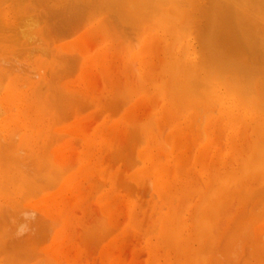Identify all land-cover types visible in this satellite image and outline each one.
I'll use <instances>...</instances> for the list:
<instances>
[{
	"label": "rangeland",
	"instance_id": "obj_1",
	"mask_svg": "<svg viewBox=\"0 0 264 264\" xmlns=\"http://www.w3.org/2000/svg\"><path fill=\"white\" fill-rule=\"evenodd\" d=\"M8 1V2H7ZM11 2L12 1H16V4H14L13 5V3H15V2H9V0H6V2H5V0L3 1V0H0V6L1 5H3V6H1L2 8H4V9H6V11L7 12H9V19L12 21V18H10V16L11 17H13V19H15L14 20V24L16 25L17 23V26H19V27H17V26H15L13 23V25H11V26H15V28H10L11 30H9V32L6 34H4L5 36V39H3V40H6L7 39V36H8V40H6V41H8L7 43H1L0 44V53H4L5 51V53H7V54H5V55H8V56H5L6 58H7V62H6V60H5V57H3V60L5 61H2V58H0L1 60H0V62L2 61V62H4V64L3 65H6V67H7V69H6V71L8 72H6V74L7 75H9V76H11V77H7L5 74L3 75V71L5 70V69H3L5 66H3V65H1L2 64V62L0 63V70L2 71H0V94H2V93H4V91H6V90H8V88L10 87V89L11 88H14L15 87V89H17L16 91H18V92H20V91H22V90H26L29 86H34V87H36V85H38L39 87H41L42 88V91L40 90L39 91V89H38V86L36 87V90H35V92H37L36 94L34 93V94H32L30 91H28V93H26L25 94V96H27V100H24L23 102H22V106H21V109H20V113L21 112H24V113H26V114H24V113H22V114H20L19 116H21L22 115V117H23V119H26V120H24L27 124H28V126L31 128V131L32 132H30V134L28 133V135H27V133H26V136H25V139H27V140H30V144H32L33 143V141H32V143H31V137L32 136H34V135H39V133L41 132V131H43L45 128H49V125H51L52 127H50L49 129H51L52 130V132L51 133H49L48 131H46V129H45V131L44 132H42L41 134H46V136L48 135V133H49V135L50 136H47L48 138H46L45 137V135L43 136V135H40V137H42L41 139H42V143L44 144H42L41 143V140H40V138L38 139V140H40V142L39 143H41V145H43L44 147H46L47 149H45L43 146H39L40 148L42 147V148H44V151L41 149L40 151H42L43 153H46L45 151L46 150H48V148H49V150H50V152L49 153H46V155L47 154H49V155H51V154H53V156L52 157H54L53 158V160H54V162L51 160L50 161V163L51 162H53V164H54V166H55V169H56V165H57V163L61 166H58L57 165V168H62V170H58V172H57V170H55L54 169V167H52V166H50L48 163H47V165H49V166H47V167H49V168H43V169H39L40 168V166H41V161L42 162H44L45 160H42L41 158H38V152H35V150L34 149H40V148H38V145H37V147L34 145V147H33V149H30L31 147H29V148H27L25 151H23L22 152V154L23 155H21L20 156V154L19 155H16L15 157H14V159H15V161H14V159H13V161H14V167H16L17 166V161H18V165H20L19 167H16L17 169H15L13 172H17L18 174H20V176H22L23 175V180H20V181H24V182H29V183H25L24 184V182H22L21 184H20V182L18 183L17 181H16V178L15 177H12L13 179H14V182L13 181H11V182H13V183H16V185H14L13 183H10L9 182V179L11 180V178H9L10 177V175H13V173H11V174H8V176L9 177H5L6 178V180L7 181H5V182H3V180L5 179H2L1 180V178H3V176H5V175H2L1 176V178H0V186L2 187V188H4L3 190H5V187H7L8 189H6L7 191H8V193H10V194H8L7 192H5V191H3V190H0V217H3L2 219L0 218V264H14V263H16V264H53V263H56V264H60V263H63V264H180V262H182V261H184L183 262V264L185 263V264H188L189 263V261H190V259L193 257L192 256V254H194V250L193 249H195V250H197L198 251V249L199 248H197V245L198 246H201V245H199L200 243H202V241L204 240V238H206V236L203 238V236L201 235V238H203V240L199 237L198 238V240L200 239L201 241H198V242H200L199 244H196V237H197V234L198 233H195V228H196V230L198 229V225H197V221L196 220H194V221H196L195 222V226H194V223H191L192 222V220L191 219H193L192 217H194L193 215H195V219L197 218L196 216H200V218L202 217L201 216V214H202V212H205L204 211V209H202V207L200 206V204L202 205V203H200L201 202V200H202V202L204 203V199H203V197H202V194L203 195H205V196H207V193H209V192H212V191H209V190H211L210 188H212L213 189V186L215 185V187H216V184H214V185H212L211 183H212V179H213V174H215V175H217L216 173H220V172H222L223 171V168L222 169H220V166L218 165V164H220V165H222V164H226V166H234V165H232L233 163V159H234V157L233 156H237V154H235L236 152H239L238 154H239V156L241 155L242 156V158H245L244 156H246V151L247 152H249L248 150H250L249 148H251V146H250V144H255V142H253L254 140H256V142H258V139L260 138V136L262 135V134H260V132H259V134L260 135H258L257 136V134L258 133H256V132H254V133H256V134H253L252 132H247V133H249L250 135H251V137L252 138H254L253 136H255L256 137V139L254 138V140L252 141V142H248L250 139H252V138H249V136L250 135H248L247 134V136H248V139H247V136H246V127H243L242 128V133H241V137H243L244 135H245V138H241L240 137V135L238 136V138L236 137V141H235V143H237L238 144V142L240 143V144H235V143H233V144H235L234 146L232 145V143L231 142H229V138H228V135H229V131L227 130H225V129H223V126H224V123L225 122H223L224 120H226V118H224L223 116H225V115H222V116H220L218 113H216V114H214V115H212L213 113H214V109H215V107L213 108V110L214 111H212V108L210 109L211 111H208V109L210 108V106H208L207 107V110L206 111H208V112H212V118L210 117V114L208 113H206V112H204V116H203V114H202V109L200 108V110H199V113H200V111H201V114H200V117H201V115H202V117H201V119H203V123H201L202 122V120H201V122H200V120H199V118H198V115H199V113H195V112H198V110H194L197 106H199L198 104H200V103H193V104H191V105H193V108L191 107V105L190 104H188V105H190V106H188V105H186L187 103H189L188 102V100H187V103H186V100L184 99V102L186 103H183V100H182V98H181V102H179L178 100L177 101H172V100H175V97L173 98V96H176L177 97V95H174V94H176V92L174 93V90L176 91L178 88L177 87H173L172 86V84H170L168 81H166L167 80V75H166V71L164 70L163 72L165 73L164 75H165V79H163L164 80V88L163 87H159L158 86V88H157V85L159 84L160 86H162V84L163 83H158V81H156V80H161V78H163L162 77V75H161V73L163 74V72H161L162 70L161 69H166L167 67L165 66V63H164V68H161V67H163L162 65H163V62H166V60L168 59L167 57H172V53H171V49L172 50H175V51H177V47L174 49V47H173V43L171 42V40H170V42H163V41H161V43L162 44H160V42L158 43V41H160V40H162L161 39V37H160V40H159V35L158 36H156L155 37V35L154 34H151V35H148L147 33L146 34H144L145 32L144 31H140L139 33L137 32V30H136V27H135V29L134 30H136L135 32H136V34H138L136 37H138V38H136V40H138L137 42H136V40H135V38L133 37L132 38V35H129L128 33L130 32V33H133V32H131V31H129L128 32V30L126 31V30H124V32L123 31H121V29L119 30V32H117V29H115L116 28V26L114 27V25H115V23H114V25L111 27V26H106V22H108V24L107 25H112L111 24V21H108V18H110V17H108L107 16V14L105 15L106 16V18L102 15V17H101V14H105V13H103V12H99V11H101V8L99 9L98 7H101V5H103V4H101L100 6H99V4L101 3V1L100 0H98V1H100L98 4H97V6L95 5L94 7H92L94 4H96L95 3V0L93 1H91V2H94V4L92 5V3L90 4H88V6H87V4H83L84 6H86V7H83L81 4L80 5H78V4H73L74 3V1H73V3H71V5H70V2L68 1V0H62V1H64L63 3H62V6H63V4L64 3H67V5H65V6H67L66 8L67 9H69V10H67L66 8H64L65 6H63L62 8H63V10H61L62 8L60 7L61 5V1H57L56 2V0H54V2H56V3H59V4H57V6L58 7H56L55 5V9L54 8H52L53 7V5H52V2L53 1H47V3L45 2V3H42L40 0H38V1H36V0H34L35 2H33V0H32V3H31V0H30V2H27V0H10ZM29 1V0H28ZM43 1H45V0H43ZM68 1V2H67ZM71 1V0H70ZM71 1V2H72ZM76 2L78 1V0H75ZM80 1V0H79ZM86 1V0H85ZM103 1V0H102ZM107 1V0H106ZM106 1H104L106 4H107V2L108 1H111V0H108L107 2ZM25 2H27V3H25ZM37 2H40V3H42L40 6H41V8L40 7H38L39 5H38V3ZM75 2V3H76ZM80 2H84L83 0H81ZM104 2H102V3H104ZM9 3V4H8ZM21 3V4H20ZM22 3H24V5L22 4ZM69 3V4H68ZM79 3V2H78ZM85 3V2H84ZM87 3V2H86ZM105 3H104V5H103V7L102 8H105ZM20 4V5H19ZM33 6H32V5ZM34 4H35V6H34ZM47 5L48 4V6H45V5ZM52 6H51V5ZM12 5H13V7H12ZM20 6V7H18V6ZM22 5V6H21ZM36 5H38L37 6V8H36ZM73 5V6H72ZM74 5H75V7H74ZM77 5H78V7L79 8H77ZM91 5V6H90ZM11 6V7H10ZM15 6V7H14ZM16 6L18 7V8H20V9H26L23 13L22 12H20L21 14H19L18 12H16L17 10H15V8H16ZM49 6H51V8H50V10H49V8H45V7H49ZM68 6H70V7H72L71 9L72 10H70V8L68 7ZM82 8H81V7ZM8 7V8H7ZM23 7V8H22ZM11 8V9H10ZM12 8H14V9H12ZM34 8H35V10H34ZM61 8V9H60ZM74 8H76V9H74ZM29 9V10H28ZM37 9V10H36ZM39 9V10H38ZM46 10V11H44V10ZM56 9H59V10H56ZM65 9V10H64ZM90 9V10H89ZM13 10V11H12ZM34 10V11H33ZM55 10V11H54ZM61 10V11H60ZM99 10V11H98ZM105 10V9H104ZM104 10H102V11H104ZM49 11V12H48ZM60 11V12H59ZM67 11V12H66ZM70 11V12H69ZM73 11V12H72ZM81 11V12H80ZM107 10H105V12H106ZM11 12V13H10ZM13 12V13H12ZM16 12V13H15ZM28 12H30L31 14H33V15H31V14H29ZM36 12V13H35ZM78 12V13H77ZM91 14H90V13ZM15 13V15H13ZM28 13V14H27ZM95 13V14H94ZM16 14H19L18 15V17H21V18H19V20L17 21V19H18V17H17V15ZM26 14V15H25ZM64 14V15H63ZM71 14H72V16H71ZM249 14H251V12L249 13ZM27 16L28 18H24L25 16ZM63 15V16H62ZM82 15V16H81ZM94 15V16H93ZM253 15V14H252ZM32 16L33 17V19H31L30 17ZM39 16V17H38ZM43 16V17H42ZM47 16H49V17H51V18H49V17H47ZM68 16V17H67ZM256 16V15H255ZM15 17V18H14ZM35 17H37V19H39V18H41V19H39V21L37 20H35L36 18ZM45 17H46V20H45ZM86 17V18H85ZM87 17L89 18L90 17V19H87ZM23 18V19H22ZM30 18V20H28ZM48 18V19H47ZM54 18H56L55 20H53ZM82 18V19H81ZM102 18H105L104 20L102 19ZM254 18V17H253ZM52 19V20H51ZM70 19V20H69ZM257 19V18H256ZM23 22H22V21ZM24 20H26L25 22H29V21H31V24L29 23H25L24 22ZM28 20V21H27ZM36 21V22H34L35 24H37L35 27H33L32 28V26H34L33 25V21ZM85 20V21H84ZM101 20H103L102 22H101ZM258 20V19H257ZM256 20V21H257ZM263 20V19H262ZM41 21H42V23H41ZM93 21V22H92ZM114 21V20H113ZM255 21V22H256ZM98 22V23H97ZM99 22L101 23V25H102V28L100 27V29H98V31H97V29H94V27L96 26V25H99L100 26V24H99ZM105 23V25H103L102 23ZM110 22V23H109ZM23 24V27L22 28H20V24ZM24 23H25V26H24ZM81 23H83V24H81ZM257 23H258V21H257ZM26 24H28L27 26H28V29H29V32H28V29L26 30V29H24V27H26ZM40 24V25H39ZM44 25V26H43ZM58 25V26H57ZM118 25H120V24H118ZM31 27V29L33 30V31H41V34H40V36H39V32L38 33H36L37 34V36H36V34H34V32L30 29V27ZM38 26V27H37ZM48 28H47V27ZM67 26H68V28H67ZM75 26V27H74ZM103 26H105V27H103ZM123 26L125 27V23L123 24ZM123 26H121L120 28H123ZM251 26V25H250ZM40 27V28H39ZM44 27V28H43ZM91 27V28H90ZM98 27V26H97ZM108 27H111L110 29L108 28ZM126 27H128V25L126 24ZM130 27V26H129ZM138 27H140V26H138ZM252 27V26H251ZM251 27H249V28H251ZM20 28V29H19ZM41 28L43 29V30H41ZM64 28V29H63ZM93 28V29H92ZM103 28H105V30L107 31V29L108 30H110V32L108 33V36H107V32H105V30L103 29ZM107 28V29H106ZM117 28H119V27H117ZM132 29L134 28V26L133 27H131ZM17 29H19V30H17ZM22 29H24V31H25V33L26 32H28L29 34H31L32 32V34L30 35V37L32 38V36L33 37H35V38H33V39H35L34 40V42H33V39L31 40V38L30 37H26L25 36V33H24V31H22ZM37 29V30H36ZM40 29V30H39ZM49 29V30H48ZM91 29H92V31H91ZM102 29V30H101ZM115 29V30H114ZM125 29V28H124ZM128 29V28H127ZM132 29H130V30H132ZM139 29V28H138ZM96 32H95V31ZM101 30V31H100ZM123 30V29H122ZM153 30V29H152ZM152 30H150V32L152 31ZM12 31H16V34L15 33H13ZM18 31V32H17ZM20 31H22V32H20ZM30 31H32L31 33H30ZM48 31V32H47ZM64 31V32H63ZM93 31H94V33H93ZM116 31V32H115ZM139 31V30H138ZM11 32V33H10ZM92 32V33H91ZM98 32H100V33H98ZM103 32H105V33H103ZM135 32L133 33V34H135ZM141 32H142V34H141ZM152 32H157V30H154V31H152ZM20 34V36H21V38H20V36L18 35V34ZM122 33V34H121ZM13 34H15V35H17V36H13ZM27 34V33H26ZM29 34L27 35V36H29ZM34 34V35H33ZM97 34H99V36H96ZM102 34H106L105 36L104 35H102ZM121 34V35H120ZM125 34V35H124ZM141 34V35H140ZM7 35V36H6ZM147 35H148V37H147ZM160 35H162V34H160ZM44 36V37H43ZM93 36V37H92ZM96 36V37H95ZM122 36H125V37H122ZM130 36V39L128 38ZM151 36H154L155 37V41L153 40V38L150 37ZM15 37H17V38H20L18 41H16V39L14 40V38ZM44 39H42V38ZM98 37V38H97ZM107 37V38H106ZM158 37V38H157ZM22 38H23V41H20V40H22ZM25 38V39H24ZM29 38H30V40H29ZM103 38V39H102ZM157 38V39H156ZM13 39V40H12ZM26 39H28L29 41H27ZM50 39V40H49ZM121 39V40H120ZM135 41H134V40ZM146 39V42H144V40ZM150 39H152L154 42H156V44H154V42H152L153 44H151V48H148V51L146 50L147 48H146V43L148 42V40L150 41ZM0 40L2 41V39L0 38ZM39 40V41H38ZM11 41H12V43L13 44H16V47H14L13 46V44L11 43ZM14 41H16V42H14ZM19 41L23 44L24 43V45H21V44H18L19 43ZM104 41V42H103ZM3 42V41H2ZM31 44H29V43ZM137 43L136 45H134L135 43ZM151 42V41H150ZM9 43V44H8ZM27 43V44H26ZM39 43V44H38ZM84 43H85V45H84ZM103 43V44H102ZM105 43V44H104ZM134 43V44H133ZM142 43H144V44H142ZM149 43V42H148ZM172 43V44H171ZM35 44V45H34ZM142 44V45H141ZM159 44V45H158ZM167 44H168V46H170L169 44H171V46L172 47H169L170 48V50L169 51H167L169 48L167 47V50H166V46H167ZM257 44L258 45H261L262 44V42L260 43H258L257 42ZM9 45V46H8ZM26 45V46H25ZM84 45V46H83ZM165 47H164V46ZM256 46V48L257 47H259V46ZM12 46V47H11ZM18 46V47H17ZM30 46V47H29ZM134 46H136V47H134ZM141 46L144 48V50H143V48H141ZM148 46V45H147ZM155 46V47H154ZM158 48H157V47ZM2 47V48H1ZM3 47H5L7 50H3V49H5V48H3ZM14 47V48H13ZM85 47V48H84ZM102 47V48H101ZM131 47V49H129ZM149 47H150V45H149ZM78 48V49H77ZM100 48H101V50H100ZM135 48V49H134ZM155 48H157L155 51L156 52H154L153 53V51H154V49ZM161 48V49H160ZM163 48H165V49H163ZM13 49V52L11 51ZM81 49V50H80ZM87 49V50H86ZM110 49V50H109ZM126 51H125V50ZM141 49L143 50V51H141ZM160 49V50H159ZM16 50V51H15ZM66 50V51H65ZM85 50V51H84ZM91 50V51H90ZM117 50V51H116ZM163 50H165L166 51V53L165 54H163V53H161V54H159L160 52H162ZM71 51V52H70ZM82 51V52H81ZM141 51V52H140ZM145 51H147V53H144ZM175 51H173V52H175ZM16 52V54H14ZM98 52H99V54L100 55H98ZM103 52H104V54H103ZM135 54V56H136V54H137V52H139L140 53V55H139V53H138V57L140 56V58H138L137 60H139V61H136V58H135V56H134V54ZM147 56V54H148V58H150V59H148L143 53ZM149 52V53H148ZM151 52V53H150ZM75 53L77 54V55H75ZM87 55H86V54ZM97 53V54H96ZM127 53V54H126ZM169 53H171V54H169ZM13 54V55H12ZM72 54H73V56H72ZM86 55V56H83V55ZM103 54V55H102ZM120 54H122V57H121V55ZM157 54V55H156ZM162 54H163V56L165 55V56H167L166 54H169V56H167V57H163L162 56ZM56 55V56H55ZM104 55H105V57L106 58H104ZM142 55H144V59L143 58H141V57H143ZM49 56H50V58H49ZM52 56V57H51ZM54 56V57H53ZM108 56V57H107ZM150 56H153V57H150ZM0 57H1V54H0ZM60 57V58H59ZM80 57V58H79ZM84 59H83V58ZM85 57H86V59H85ZM119 57V58H118ZM137 57V56H136ZM163 57V58H162ZM15 58V59H14ZM49 58V59H48ZM52 58H54V59H52ZM72 58V61L70 60ZM78 58L80 59L79 61H80V63L78 62H76V61H78ZM88 58V59H87ZM97 58V59H96ZM101 58V59H100ZM102 58H104V59H102ZM108 58V59H107ZM116 58L119 60H117L116 61ZM121 58V59H120ZM159 58H160V61H159ZM10 59V60H9ZM48 59V60H47ZM59 59V60H58ZM62 59V60H61ZM66 59V60H65ZM68 59V60H67ZM98 59H100V61H98ZM114 59H115V61H114ZM123 59V60H122ZM135 59V62L133 61L132 62V60H134ZM143 59V60H142ZM173 58H170V60H172ZM250 59V61L253 59V58H249ZM263 59H264V57H263ZM33 60V61H32ZM37 60V61H36ZM70 60V61H69ZM91 60V61H90ZM142 60V61H141ZM154 60H155V62H154ZM12 61V62H11ZM14 61H16V63H18V64H16ZM55 61H58V62H60V64L58 65V63L57 62H55ZM88 61V62H87ZM94 61V62H93ZM96 61V62H95ZM149 61V62H148ZM250 61H248V62H250ZM34 62L35 63V66L36 65H41V67H42V69H40L39 71L40 72H38V70H35V69H37V67L35 68V66L33 65V67L31 68V69H26V68H29V66L31 67L32 66V63ZM41 62H43L42 64H46L47 66H48V68H47V66L45 65V66H43L42 64H41ZM63 62V63H62ZM98 62V63H97ZM114 62V63H113ZM118 62V63H117ZM119 62H121V63H119ZM161 62V63H160ZM167 62L169 63V61L167 60ZM167 62H166V64H167ZM6 63H8V64H6ZM69 63V64H68ZM102 63V64H101ZM135 65H134V64ZM150 63H152V64H150ZM160 63V64H159ZM251 63V62H250ZM55 64V65H54ZM75 64V65H74ZM79 64V65H78ZM120 64H121V66H120ZM170 64V63H169ZM169 64H167V65H169ZM13 65V66H12ZM15 65V66H14ZM19 65H21V66H19ZM57 65H58V67H57ZM61 65V66H60ZM94 65V66H93ZM96 65V66H95ZM117 65V66H116ZM119 65V66H118ZM132 65H133V67H132ZM141 65H142V67H141ZM155 66V68H154V66ZM161 65V66H160ZM171 65H173L172 63H171ZM262 65V64H261ZM261 65H258V68H259V66H261ZM263 65H264V63H263ZM263 65L261 66V68L263 67ZM16 66H18V67H16ZM129 66H131V67H129ZM174 66V65H173ZM10 67H11V69H10ZM14 67V68H13ZM20 67H22L23 69H24V71H22L23 69L22 68H20ZM40 67V68H41ZM121 67V68H120ZM129 67V68H128ZM135 67V68H134ZM160 67V68H159ZM18 70H17V69ZM34 68V69H33ZM49 70L48 71V73H47V69ZM53 68V69H52ZM93 68H94V70H93ZM105 68H106V70H108L109 71V73H108V71H107V75H105L106 74V72H103V71H105ZM109 68V69H108ZM126 68V69H125ZM141 70H140V69ZM8 69H10V70H8ZM15 69V70H14ZM25 69H26V71H25ZM103 69V70H102ZM148 69H149V71H151L150 73L148 72ZM160 69V70H159ZM168 69V68H167ZM176 69V68H175ZM14 70V71H13ZM20 70V71H19ZM28 70V71H27ZM34 70V71H33ZM41 70H43V72L41 71ZM55 70L56 72H57V74L55 73V71L53 72V71ZM100 70V71H99ZM111 70V71H110ZM138 70V71H137ZM140 70V71H139ZM148 72V73H145L146 71ZM156 72H155V71ZM170 70V69H169ZM168 70V71H169ZM259 70H261V71H264V70H262V69H259ZM83 71H84V73H83ZM91 71V72H90ZM103 72V74L105 75V79H106V77H110L109 79L107 78V80H108V82L107 83H104V82H106L107 80H105L103 77V74H102V72ZM115 71V72H114ZM133 71V72H132ZM154 71V72H153ZM171 72H172V70H170ZM175 71V70H174ZM31 72V73H30ZM34 72L37 74V72H38V74H40L41 73V75H36V74H34ZM51 72V73H50ZM112 72V73H111ZM128 72V73H127ZM135 72H138L137 74H135ZM257 72V71H256ZM259 72V75L260 74H262V75H260L261 77L263 76V74H264V72L263 73H261L260 71H258ZM5 73V72H4ZM27 75H26V74ZM53 73V74H52ZM88 73V75H86ZM95 73V74H94ZM97 73H99V74H97ZM131 73H132V75L133 76H135V77H132L131 76ZM156 73V74H155ZM169 73V72H168ZM31 74V75H30ZM34 76H33V75ZM44 74V75H43ZM92 74V75H91ZM140 74V75H139ZM155 76H154V75ZM15 75V76H14ZM22 75V76H21ZM29 75V76H28ZM36 75V76H35ZM98 75V76H97ZM113 75V76H112ZM120 75V76H119ZM258 74H255L254 76H255V79H256V81L258 80V76H259ZM2 76V77H1ZM4 76H6V77H4ZM18 76V77H17ZM28 76V77H27ZM33 78H32V77ZM88 76V77H87ZM101 76V77H100ZM112 76V77H111ZM151 77L150 79H151V81H150V79H149V77ZM259 76V84H261L260 85V87H262V92H263V90H264V86H262V85H264V80L262 79V78H264V76L261 78ZM30 77V78H29ZM40 77H42V80H41V78ZM132 77V78H131ZM145 77H147V78H145ZM155 77V78H154ZM158 79H157V78ZM253 77V76H252ZM40 78V82H38L39 84H37V81L36 80H38ZM44 78V79H43ZM79 78V79H78ZM135 78V79H134ZM138 78L141 80V82H142V84L140 85V81L138 80ZM152 78H153V80H152ZM46 79V80H45ZM101 79V80H100ZM116 79H117V81H116ZM119 79V80H118ZM131 79V80H130ZM139 81H137V80ZM149 81H148V80ZM260 79H262L261 80V82H260ZM13 80V81H12ZM35 80V81H34ZM87 80V81H86ZM110 80V81H109ZM134 80H136L137 81V83H138V85H137V83H136V81H134ZM145 80V81H144ZM250 80H254V79H251L250 78ZM12 81V82H11ZM104 81V82H103ZM134 81V82H133ZM148 81V82H147ZM153 81V82H152ZM157 83H156V82ZM263 81V82H262ZM36 83V84H31V83ZM86 82V83H85ZM155 82V83H154ZM159 82H161V81H159ZM16 83V84H15ZM30 83V84H29ZM50 83V84H49ZM52 83V84H51ZM56 83V84H55ZM118 83V87H117V84ZM135 84V86H134V84ZM147 83V84H146ZM149 83V84H148ZM153 83V84H152ZM263 83V84H262ZM17 84H19V85H17ZM42 84V85H41ZM51 85L52 87H51V89H50V86L49 85ZM63 84H65V86L67 87H65ZM89 84V85H88ZM95 84V85H94ZM112 84H114L113 85V87L115 88V89H113V87H112ZM130 84V85H129ZM145 84V85H144ZM156 84V85H155ZM168 86H167V85ZM23 85H25V86H23ZM45 85V86H44ZM62 85H63V88H64V90H62L63 88H62ZM71 85V86H70ZM129 85V86H128ZM155 85V86H154ZM12 86H14V87H12ZM43 86L45 87L44 89H43ZM46 86H49V87H47V90H48V88L50 89V91H52V92H50L49 90L48 91H46ZM55 86H57V87H55ZM73 86V87H72ZM89 86V87H88ZM138 86V87H137ZM142 86V87H141ZM143 86H144V89H142L143 88ZM171 86V87H170ZM17 87V88H16ZM54 87V88H53ZM58 87H61L60 89H61V94H60V89L58 88ZM71 89H70V88ZM78 87V88H77ZM84 87V88H83ZM87 89H86V88ZM107 87H108V90H106L107 89ZM126 87H127V89H126ZM129 87V88H128ZM141 87V88H140ZM155 87V88H154ZM2 88V89H1ZM22 90H21V89ZM24 88V89H23ZM59 89V92H58V89ZM74 88H76V90L77 89H80L81 88V90H75ZM91 88V89H90ZM111 88V89H110ZM118 88V89H117ZM121 88V89H120ZM133 88V89H132ZM137 88V89H136ZM139 88V89H138ZM167 88V89H166ZM175 88V89H174ZM177 88V89H176ZM66 89V90H65ZM88 89H90V90H88ZM130 89V90H129ZM154 89H155V92H154ZM158 89V90H157ZM162 91H161V90ZM164 89H166V90H164ZM56 90V91H55ZM67 90H74V91H72L71 93H75L74 94V96L72 97V95L70 94V91H67ZM84 90H85V92H84ZM106 90V91H105ZM114 91V95L112 94L113 93V91ZM117 91V93H116V91ZM127 90H129V91H127ZM139 90L141 91V93H139ZM142 90L144 91V92H142ZM181 89L179 88V90L178 91H180ZM55 91V92H54ZM63 91V92H62ZM87 91H89V92H87ZM127 91V92H126ZM138 91V92H137ZM158 91H161L160 93L158 92ZM172 93H171V92ZM68 94H67V93ZM79 94V97H80V100H76V97H78V96H76V95H78L77 93ZM81 92H82V95H81ZM86 92H87V94H86ZM105 92V93H104ZM129 92V93H128ZM46 93V94H45ZM52 93V94H51ZM64 93H66L67 94V97H70V95H71V97L68 99L65 95V97L63 96V94ZM140 94L139 96H137V95H134V94ZM143 93V94H142ZM145 93V94H144ZM165 93H167V95L165 94ZM171 93V94H170ZM178 93V92H177ZM264 93V92H263ZM54 94V95H53ZM90 94V95H89ZM110 94V95H109ZM124 94H126V96L124 95ZM129 94V95H128ZM130 94H131V96H130ZM31 95V96H30ZM37 95H39V96H37ZM69 95V96H68ZM86 95H88L87 96V98H85V96ZM109 95V96H108ZM124 95V96H123ZM169 95V96H168ZM171 95V96H170ZM35 96H37L39 99L37 100V97H35ZM57 98V100L55 101L54 99H56L55 97ZM62 96L65 98L64 99V101L62 100L63 98H62ZM98 96V97H97ZM108 96V98L110 99V101H106L104 98H106ZM113 96H115V97H113ZM134 96V97H133ZM137 96V97H136ZM146 96V97H145ZM165 96H168L167 98L165 97ZM208 95H206V97H207ZM32 97V98H31ZM79 97L77 98V99H79ZM90 99H89V98ZM158 97H159V99H158ZM209 97V96H208ZM25 98V97H24ZM116 98V99H115ZM124 98V99H123ZM143 98V99H142ZM163 98H165L164 100H163ZM199 98H201L200 100H202V97H199ZM199 98H196V100H197V102H200L199 101ZM48 99H51L50 101H51V105L49 106V101H48ZM61 99V100H60ZM87 99H89L90 101H92L91 103L90 102H88L89 100H87ZM102 99H103V101H102ZM108 99V100H109ZM125 99H128V103L129 104H127L126 102H127V100H126V102H125V104H123L124 102L123 101H125ZM131 99V100H130ZM143 100V101H140V103H139V100ZM152 99V100H151ZM210 99V98H209ZM66 100L68 101V103L69 104H67V102H66ZM69 100H71V102L69 101ZM73 100H76V101H73ZM87 101L86 103H82V102H84V101ZM114 100V101H113ZM130 100V101H129ZM157 100H159V101H157ZM170 100V101H169ZM180 100V99H179ZM205 100V101H204ZM203 101L204 102H202L201 104H206L207 102V98H205ZM37 101V102H36ZM53 101V102H52ZM60 101V102H59ZM118 103H117V102ZM155 101V102H154ZM166 103H165V102ZM169 101V102H168ZM191 101V100H190ZM193 101V100H192ZM210 100H208V103L210 104V102H209ZM45 102H46V105H44L45 104ZM54 102H56V103H54ZM58 102H59V104H58ZM74 102H76V103H74ZM93 102H96V103H93ZM99 102V103H98ZM105 102V103H104ZM114 102V103H113ZM138 102V103H137ZM143 102V103H142ZM153 102V103H152ZM160 102V103H159ZM165 104H164V103ZM176 102H177V104H176ZM194 102V101H193ZM206 102V103H205ZM37 103V104H36ZM41 103V104H40ZM61 103V104H60ZM71 103V104H70ZM107 103L108 104H111L112 105V107H111V105H107ZM142 103V104H141ZM167 103H170V104H168L167 105ZM179 103V104H178ZM181 103L185 106H183V105H181ZM192 103V102H191ZM29 104V105H28ZM36 104V105H35ZM42 104L44 105V106H47V107H44V108H47V110H48V108H50L51 109V113H49L48 111H45L46 109H44V111H43V108H41L40 106H42ZM55 104H57V105H55ZM80 104H83V105H81L80 106ZM91 104V105H90ZM99 104V105H98ZM119 104V105H118ZM136 104V105H135ZM139 104V105H138ZM208 104V105H209ZM40 105V106H39ZM54 105V106H53ZM85 105V106H84ZM95 105V106H94ZM107 105V106H106ZM115 105V106H114ZM123 105H126L125 107L123 106ZM138 105V106H137ZM141 105V106H140ZM176 105V106H175ZM53 106V107H52ZM59 106H61V107H63V108H61V107H59ZM82 106H84V107H82ZM91 106V108H89ZM104 106H106V107H109L108 109H107V111H106V109L104 110L103 108H106V107H104ZM117 106H120L119 108L117 107ZM142 108H140V107ZM162 106H164L165 108L167 107L168 109H166V110H169L168 111V113H170V114H166L164 111H163V109L162 108H164V107H162ZM171 106V107H170ZM186 106H187V108H186ZM252 106V105H251ZM33 107V108H32ZM78 107V108H77ZM98 107V108H97ZM124 107V108H123ZM134 107V108H133ZM179 107H180V109H179ZM185 109V111H184V109ZM188 107L190 108L191 107V109L188 111ZM56 108V109H55ZM75 108H77L76 109V111L74 110ZM119 110H118V109ZM123 108V109H122ZM131 108H132V110H131ZM139 108V109H138ZM165 108H164V110H165ZM173 108V109H172ZM198 107L196 108V109H199ZM26 109H27V111H26ZM49 109V110H50ZM54 109H55V111H54ZM66 109V110H65ZM115 109V110H114ZM122 109V110H121ZM134 109V110H133ZM137 109V110H136ZM155 109V110H154ZM22 110V111H21ZM61 110V111H60ZM63 110H65V111H63ZM131 110V111H130ZM159 110H160V112H159ZM171 110V111H170ZM174 110V111H173ZM183 110V111H182ZM194 110V111H193ZM205 110V108L203 109V111ZM243 110V109H242ZM241 110V111H242ZM245 110V109H244ZM1 111H3L2 109H0V113H2ZM100 111H101V113H100ZM104 111H105V114H104ZM114 111H117V112H114ZM119 111H120V113H119ZM134 111H136V112H134ZM157 111V112H156ZM45 112L46 113H48V115H46L45 116ZM53 112H54V116L55 117H53ZM71 112V113H70ZM132 112H133V114H132ZM159 112V113H158ZM161 112H163L162 114H161V116L159 115ZM182 112H185V114L183 113V115L181 114ZM188 112V113H187ZM245 112H247V110L245 111ZM249 112V111H248ZM42 113V114H41ZM59 115H58V114ZM100 113V114H99ZM110 113V114H109ZM116 113V115H114ZM119 113V114H118ZM136 113V114H135ZM187 113V114H186ZM194 113V114H193ZM3 114H4V111H3ZM66 116H65V115ZM118 114V115H117ZM165 114H166V116H165ZM177 114V115H176ZM207 114V115H206ZM1 116H0V119L1 118H3L4 117V115L6 116V114H4L3 116H2V114H0ZM25 115H26V117H25ZM31 115V116H30ZM63 115H64V117H63ZM71 115V116H70ZM100 115V116H99ZM106 115V116H105ZM157 115V116H156ZM159 115V116H158ZM169 115H172L173 117H171V116H169ZM180 115V116H179ZM191 115V116H190ZM209 115V116H208ZM133 116V117H132ZM135 116H136V118H135ZM142 116H143V118H142ZM155 116V117H154ZM165 116V117H164ZM167 116H169V117H167ZM185 116V117H184ZM205 116H207V117H205ZM215 116V117H214ZM29 117V118H28ZM31 117V118H30ZM39 117L41 118V120L43 121V119L45 120V124H44V127H43V123H42V125H41V122L38 124V122H39ZM44 117V118H43ZM46 117H48V119L46 118ZM62 117V118H61ZM106 117H107V119H106ZM123 117V118H122ZM151 117H153V118H151ZM161 117V118H160ZM167 117V118H166ZM181 117V118H180ZM190 117V118H189ZM218 117H219V119H218ZM47 120H46V119ZM126 118V119H125ZM149 118V119H148ZM150 118H151V120H152V122H153V125H152V122L150 123V124H148L150 121ZM163 118V119H162ZM171 118V119H170ZM198 120H197V119ZM205 118V119H204ZM137 119V120H136ZM145 119V120H144ZM159 119V120H158ZM169 119V121H167ZM175 119H176V121H175ZM188 119V120H187ZM192 119V120H191ZM222 119H224V120H222ZM49 120V121H48ZM106 120V121H105ZM165 120V121H164ZM172 120V121H171ZM181 120V121H180ZM185 120H186V122H185ZM191 120V121H190ZM208 120V121H207ZM12 121V122H11ZM11 121L10 120H8V125L10 126L11 125V123L14 125H12V126H10V128H12V130H13V128H14V130L13 131H11V132H15L14 134H16L17 132V134H16V137H14V141H16V140H18L19 139V137L20 136H23L24 134H25V132H24V130L22 129V126H21V121L18 119H15L14 118V121L11 119ZM15 121H17V123L15 122ZM50 121H51V123H50ZM148 121V122H147ZM154 121H155V125H154ZM172 123H171V122ZM195 121H197V122H195ZM205 121H207V122H205ZM210 121V122H209ZM9 122H11V123H9ZM18 122H20V123H18ZM44 122V121H43ZM160 122V123H159ZM164 122V123H163ZM197 124H195V123ZM223 122V124L221 125V123ZM33 123H34V125H33ZM36 123V124H35ZM47 123H49V124H47ZM147 123V124H146ZM161 123H162V125H163V127H161L162 125H161ZM214 125H213V124ZM19 124V125H18ZM38 124V125H37ZM54 126H53V125ZM106 124V125H105ZM158 124V125H157ZM169 124V125H168ZM188 124H189V127H187L188 126ZM203 124H205V125H203ZM15 125H16V127L17 128H15ZM18 125V126H17ZM47 125V126H46ZM147 125H152V126H150V127H148ZM157 125V126H156ZM172 125V126H171ZM183 125V126H182ZM186 125V126H185ZM198 125H200L199 127H198ZM205 127L206 126V128H202L203 126ZM209 125H211V126H208ZM215 126V127H213V126ZM34 126V127H33ZM144 126H145V128H144ZM178 126H180V127H178ZM192 126V127H191ZM194 126V127H193ZM123 127V128H122ZM143 127V128H142ZM155 127V128H154ZM163 128V129H161V128ZM167 127V128H166ZM186 127V128H185ZM211 127H212V129H211ZM217 127V128H216ZM222 128L223 129V131H222V129H220V128ZM147 128H149V129H151L150 131H147ZM166 128V129H165ZM179 128V129H178ZM190 128V129H189ZM199 128H201V129H199ZM209 129V131H208V129ZM225 128V127H224ZM245 128V129H244ZM18 129V130H17ZM20 129V130H19ZM117 129H119V132H118V130ZM124 129V130H123ZM143 129V130H142ZM152 129H154V131H152ZM174 129V130H173ZM183 129V130H182ZM203 129V130H202ZM219 129V130H218ZM23 130V132H21ZM41 130V131H40ZM59 130H60V133L61 134H59ZM111 130L113 131V133H110L111 132ZM117 132H116V131ZM140 130V131H139ZM164 130V131H163ZM176 130V131H175ZM186 130V131H185ZM194 130V131H193ZM197 130H199V132L197 131ZM226 132H225V131ZM245 130V131H244ZM34 131V132H33ZM85 131V132H84ZM141 131H142V133H141ZM196 131V132H195ZM216 131H218V132H216ZM243 131H244V133H243ZM249 131H251V130H249ZM100 134H99V133ZM106 132V133H105ZM145 132V133H144ZM147 132V133H146ZM175 132H176V134H175ZM178 132V133H177ZM184 132V133H183ZM195 132V133H194ZM200 132H201V134H200ZM203 132V133H202ZM206 132V133H205ZM225 133V134H223V133ZM53 133V134H52ZM63 133V134H62ZM83 133H86V134H84L83 136L81 135V134H83ZM112 134V136L111 137H109V135L110 134ZM120 133V134H119ZM123 133V134H122ZM152 133V134H151ZM155 133V134H154ZM161 133V134H160ZM173 133V134H172ZM197 133H199L198 135H197ZM211 133H212V135H211ZM240 133V132H239ZM52 134V135H51ZM57 134V135H56ZM72 134V135H71ZM126 134V135H125ZM160 134V135H159ZM163 134H164V136H163ZM193 136H192V135ZM203 134V135H202ZM223 134V135H222ZM227 134V135H226ZM242 134H244L243 136H242ZM31 137H30V136ZM83 137H81V136ZM86 135V136H85ZM96 135H98V137L96 136ZM117 135V136H116ZM143 135H145V136H147V138L145 137L144 138V136ZM148 135L151 137V138H149L148 137ZM174 135V136H173ZM184 135V136H183ZM189 135V136H188ZM206 135V136H205ZM208 135V136H207ZM225 135V136H224ZM253 135V136H252ZM29 136V137H28ZM60 136H65L64 138H63V140H62V138L60 137ZM85 136V137H84ZM105 136V137H104ZM123 136H124V139L126 140V141H124V139H121V138H123ZM138 136H139V138H138ZM143 138H142V137ZM152 136H154V137H152ZM159 136V137H158ZM163 136V137H162ZM171 136V137H170ZM219 136V137H218ZM51 139H53V141L55 142H51V143H49L50 141V138ZM58 137H60V138H58ZM88 137V138H87ZM90 137V138H89ZM95 137H97V138H95ZM107 137L109 138V139H107ZM112 137L113 138H116L117 137V139H118V141L114 144L113 142H114V140L112 139ZM163 138V141H161L162 140V138ZM199 137H201V138H199ZM227 137V138H226ZM257 137H259L258 139H257ZM36 138H38V137H36ZM35 138V139H36ZM70 138L74 141H72V140H70ZM157 139V141H156V139ZM161 138V139H160ZM170 138V139H169ZM178 138V139H177ZM180 138V139H179ZM182 138H184V139H182ZM198 138V139H197ZM222 138V139H221ZM241 140H240V139ZM45 139H47L48 140V143L45 145V143L47 142H43V141H45ZM76 139H79V140H76V141H78L77 143H76V141L75 140ZM94 139L96 140V142L94 141ZM116 139V140H117ZM136 139V140H135ZM141 139H143V141L141 140ZM153 141H152V140ZM197 139V140H196ZM200 139V140H199ZM219 139V140H218ZM220 139H221V141H220ZM237 139H238V141H237ZM247 139V140H246ZM33 140V139H32ZM81 140V141H80ZM92 140V141H91ZM122 140H123V142H122ZM130 140V141H129ZM148 140V141H147ZM159 140V141H158ZM167 140H168V143H169V145H168V143H167ZM172 140H174V141H172ZM179 140H180V142H179ZM195 140V141H194ZM209 140V141H208ZM240 140V141H239ZM6 142H8V143H6L7 144V146L6 147H10L11 146V142H12V140L11 141H9V139L8 140H5ZM60 141H62V142H60ZM113 141V142H112ZM133 141V142H132ZM135 141V142H134ZM136 141H140V142H142L141 144H140V142H136ZM170 141V142H169ZM175 141H177V143H175ZM183 143H182V142ZM202 141V143H200V142ZM218 141V142H217ZM227 141V142H226ZM242 141V142H241ZM1 142V141H0ZM58 142V143H57ZM80 142V143H79ZM90 142V143H89ZM101 142H103L102 144H101ZM112 144H111V143ZM121 142V143H120ZM126 142H129V144L127 143V144H125ZM131 142H132V144H131ZM149 142V143H148ZM150 142H151V144H150ZM164 143V145H167V146H165V147H163L164 145H161L162 143ZM194 142V143H193ZM233 142V141H232ZM2 143V142H1ZM5 143V142H4ZM37 143H38V141H37ZM38 143V144H39ZM57 143V144H56ZM73 143H74V146H73ZM108 143H109V145H108ZM119 143V144H118ZM138 143H139V145H138ZM179 143H181V144H179ZM188 143V144H187ZM197 143V144H196ZM210 143V144H209ZM226 143H228L227 145H226ZM5 144V145H6ZM30 144H29V146H30ZM53 144V145H52ZM66 144V145H65ZM81 146H80V145ZM83 144V145H82ZM114 144V145H113ZM116 144H118V145H116ZM124 144V145H123ZM143 144V145H142ZM152 144H153V146H152ZM154 144H155V146L156 147H154ZM177 144V145H176ZM191 144V145H190ZM216 144H218V145H216ZM230 144V146H228ZM243 144V145H242ZM4 145V144H3ZM4 145V146H5ZM54 146V147H51V146ZM102 145V146H101ZM103 145H105L104 147H103ZM120 145V146H119ZM131 145H133V147L131 146ZM136 146V148H134L135 146ZM151 145V146H150ZM174 145H175V148H174ZM189 145V146H188ZM224 145V146H223ZM227 147H226V146ZM240 145L243 147V148H241L240 147ZM89 146H90V148H89ZM96 146V147H95ZM113 146H115L114 148H112ZM123 148H122V147ZM125 146V147H124ZM131 146V147H130ZM137 146H140L139 148L137 147ZM148 146H150V147H148ZM176 146H177V149H176ZM178 146L180 147V148H178ZM184 147V149H183V147ZM186 146V147H185ZM223 146V147H222ZM248 146V147H247ZM250 146V147H249ZM122 148V149H119V148ZM130 147V151L132 152H130L129 150V152H126L127 151V149L126 148H129ZM166 147H168V148H166ZM173 147V148H172ZM206 147V148H205ZM210 147V148H209ZM214 147V148H213ZM233 147V148H232ZM59 148V149H58ZM89 148V149H88ZM93 148V149H92ZM96 148V149H95ZM109 148V149H108ZM118 148V149H117ZM138 148V149H137ZM190 148V149H189ZM202 148H203V150H202ZM217 148V149H216ZM224 148V149H223ZM229 148V149H228ZM234 148L236 149V150H234ZM238 148H239V150L241 151H238ZM247 148H248V150H247ZM6 149H8V148H6ZM58 149V150H57ZM95 149V150H94ZM101 149V150H100ZM124 149V150H123ZM162 149H163V151H162ZM180 149V150H179ZM183 149V150H182ZM204 149H206L205 151L207 152L205 155H204ZM214 149V150H213ZM219 149H220V151H219ZM3 150V149H2ZM28 150V151H27ZM30 150V151H29ZM31 150H32V152L34 151V154H36L35 155V159H33V157H32V159H31V156H30V160L27 158L26 159V157H28V156H24V152H25V154L28 152V153H30L31 152ZM52 150V151H51ZM57 150V151H56ZM115 150L117 151V152H115ZM119 150V151H118ZM134 150V151H133ZM136 150V151H135ZM143 150H144V153H146V154H144L143 155ZM147 150H149V152L147 151ZM157 151V152H155V151ZM202 150V151H201ZM208 150H210V151H208ZM228 150V151H227ZM233 150V151H232ZM1 151V150H0ZM4 151H6V150H3L2 152H0L1 154L4 152ZM27 151V152H26ZM67 151V152H66ZM70 151V152H69ZM91 151V152H90ZM95 151H96V154H95ZM104 151V152H103ZM113 151L115 152V153H113ZM125 151V153H122V152H124ZM152 151V152H151ZM178 151V152H177ZM186 151V152H185ZM188 151V152H187ZM213 151H215V152H213ZM222 151L224 152V154L222 153ZM229 151H230V153H229ZM32 152H31V155H32ZM42 152H40V154H39V156H42L43 155V153ZM55 153V155H54V153ZM63 152V153H62ZM103 153V155H102V153ZM136 152V153H135ZM155 152V155H153V153ZM172 152H173V154H172ZM175 152H177V153H175ZM203 154H202V153ZM221 152V153H220ZM235 152V153H234ZM242 152H243V154H242ZM38 153V154H37ZM51 153V154H50ZM57 153V154H56ZM59 153H60V155H59ZM67 153V154H66ZM94 153V154H93ZM101 153V154H100ZM113 153V154H112ZM117 153V154H116ZM128 155H127V154ZM187 154L188 153V157L186 156V155H184V156H181V154L183 155V154ZM189 153H191V154H189ZM201 153V154H200ZM217 153H219V154H217ZM233 153V154H232ZM0 154V155H1ZM61 154H62V156H61ZM99 154L101 155V161H99V163H97V161L96 160H98V159H100L99 157ZM121 154V155H120ZM151 155V156H149V155ZM172 154V155H171ZM213 154H215V155H213ZM229 154V155H228ZM232 154V155H231ZM245 154V155H244ZM28 155V154H27ZM46 155L44 154L43 155V157H45V158H47L46 157ZM49 155H48V160H50L51 158H49ZM65 155H67L68 156V158L66 159L65 158V160L63 159V156H65ZM77 155H78V157H77ZM85 155V156H84ZM91 155V156H90ZM112 155V156H111ZM116 155V156H115ZM135 155V156H134ZM143 155V156H142ZM146 155V156H145ZM157 155H158V157H157ZM167 155H168V157H167ZM178 155H180V157H181V159L182 158H185V159H180L181 160V163H180V160H179V162H176V161H178V159L177 158H179V156ZM192 155V156H191ZM203 155V156H202ZM19 156V157H18ZM61 156V157H60ZM66 156V157H67ZM87 156V157H86ZM93 156V157H92ZM106 156H108V157H106ZM131 157L130 159L132 160L131 162H130V160H129V162L128 161H125V159L126 160H128L127 159V157ZM145 156V157H144ZM156 156V157H155ZM214 156V157H213ZM223 156V157H222ZM231 156V157H230ZM241 156L239 157V159H241ZM1 157V156H0ZM2 157H4V155H2ZM20 157H23V158H20ZM60 157V159H62V163L60 162V159H58ZM95 157H97L96 159H94ZM111 157H113V159H115V163H116V161L118 162V164L116 165V164H114L113 163V160H112V158ZM115 157V158H114ZM117 157L118 158H120V157H123V159L122 158H120V159H118L117 160ZM125 157V158H124ZM141 157V158H140ZM154 157V158H153ZM167 157V158H166ZM176 157V158H175ZM230 157V158H229ZM238 157V156H237ZM247 157V156H246ZM5 158V157H4ZM4 158H2L3 160H5ZM36 158H38V160H39V162L37 161V162H34V160H36ZM56 158H57V160H56ZM79 159V160H77V159ZM85 158V159H84ZM92 159V161L93 162H91V159ZM106 158V159H105ZM144 158V159H143ZM146 158V159H145ZM159 159L158 160V162L159 163H157L156 162V160L157 159ZM164 158V159H163ZM173 158H174V160H176V161H174L173 160ZM197 158H199L198 160H197ZM207 159V161H206V159ZM215 158V159H214ZM221 158H223V160L221 159ZM225 158L228 160H226L227 162H225ZM9 159V158H8ZM18 159V160H17ZM41 159V160H40ZM75 159H76V161H75ZM83 159H84V161H83ZM87 159H88V161H87ZM143 159V160H142ZM155 160V162L157 163H155L156 165H154V169L157 167V169H155V171H154V174H153V172H150L149 174L147 173V170H148V168H147V170H146V167H148V165L147 164H145L144 162H148L149 163V166L150 167H152L150 164H151V160ZM186 159H187V162H185L184 163V161H186ZM221 159V160H220ZM246 159V158H245ZM245 159H243L242 160V162H244V160ZM2 160V162H4L6 165L8 164V165H10L9 163H7V161L5 160V161H3ZM17 160V161H16ZM26 160V161H25ZM33 162H32V161ZM107 161V163H105V164H103V162L104 161ZM123 160V161H122ZM138 160V161H137ZM152 160V161H153ZM163 160V161H162ZM170 160H171V162H174V163H171L170 162ZM218 160H220L221 161V163H219L220 161H218ZM13 161L11 162V163H13ZM19 161H21V164H19ZM24 161V162H23ZM57 161V162H56ZM63 161L64 162H66V163H63ZM120 161H122V162H120ZM183 161V162H182ZM198 161V162H197ZM205 161V162H204ZM213 161V162H212ZM31 162V163H30ZM47 162H49V161H47ZM60 162V163H59ZM75 162L76 163H78V164H75ZM124 162V163H123ZM230 162L232 163L231 165H229L230 164ZM1 163V162H0ZM3 163V165L5 166V164ZM32 163H35V166H36V168L33 166V164ZM46 163V162H45ZM56 163V164H55ZM73 163L75 164L74 166H72L73 165ZM91 163H92V165H91ZM132 163V165L133 164H137V165H135V168L133 169V167H134V165H133V167L130 165V167H132V169H130V167H129V164H131ZM141 163V164H140ZM171 165H170V164ZM180 163V164H179ZM182 163H184V165L182 164ZM190 163V164H189ZM199 163H200V166H198L199 165ZM203 163V164H202ZM215 163V164H214ZM31 164V165H30ZM38 164H39V166H38ZM43 164V163H42ZM80 164H81V166H80ZM125 164V165H124ZM140 164V165H139ZM154 164V163H153ZM167 164V165H166ZM182 164V165H181ZM188 164V165H187ZM205 164V166H203ZM208 164V165H207ZM217 164V165H216ZM44 165V164H43ZM43 165L41 166V167H43ZM46 165V164H45ZM63 165H65V166H63ZM67 165L70 167V166H72L71 168H69V167H67ZM91 165V166H90ZM104 165H106V166H104ZM112 165V166H111ZM115 165V166H114ZM128 167H127V166ZM169 165V167L167 168V166ZM172 165H174V166H172ZM4 166H2L1 167V165H0V167L2 168V170L4 169L3 167ZM11 166V165H10ZM25 166V167H24ZM33 166V167H32ZM88 166V167H87ZM125 166V167H124ZM139 166V167H138ZM145 166V167H144ZM184 166V167H183ZM208 166V167H207ZM213 166H216V167H214V168H212ZM218 166H219V168H218ZM223 166V165H222ZM237 166V164L235 165V167ZM45 167V166H44ZM75 167V168H74ZM91 167V168H90ZM93 167V168H92ZM122 167V168H121ZM149 167V168H150ZM171 167H173L172 169L173 170H171V169H169V168H171ZM186 167V168H185ZM205 169V167L207 168V170L205 169H203V168ZM238 167V166H237ZM66 168V169H65ZM84 168V169H83ZM90 168V169H89ZM95 168V169H94ZM98 168V169H97ZM168 169V172L167 171H165V172H167L168 173V175H167V173L166 174H164L163 172H162V170H165V169ZM213 170H212V169ZM39 169V170H38ZM44 169H46L45 171H46V173H45V176L47 175V178L46 177H44V180L41 178V180H40V174L41 173H43L42 171L44 170ZM48 169V170H47ZM88 169V170H87ZM93 169H94V172H93ZM97 169V170H96ZM130 171H129V170ZM144 169L146 170V172H144ZM162 169V170H161ZM178 171V173L181 175V174H183V175H181V176H178V173L176 172V170ZM189 169H190V171H189ZM192 169V170H191ZM194 169V170H193ZM218 169V170H217ZM18 170V171H17ZM41 170V171H40ZM54 172H53V171ZM70 170V171H69ZM75 170V171H74ZM90 170V171H89ZM107 170V171H106ZM152 170V169H151ZM150 170V171H151ZM159 172H162V173H159ZM161 170V171H160ZM181 170V171H180ZM183 170V171H182ZM186 170V171H185ZM197 170V171H196ZM201 170H204V174L202 173V171L200 172ZM211 171V172H209V173H207V171ZM217 170V171H216ZM4 172H5V170H3ZM21 171V172H20ZM24 171V172H23ZM33 171V172H32ZM35 171V172H34ZM36 171H39L38 173H40L39 175H38V173H36ZM85 171V172H84ZM104 171H105V175H104ZM110 173H109V172ZM137 171H138V176H139V179H143L142 181H143V184H144V182H146L145 184L146 185H143L142 184V186L141 185H139V184H141V180L140 181H137V179H135V177L137 178ZM153 171V170H152ZM170 171V172H169ZM171 171H172V173H171ZM212 171H213V173H212ZM214 171H216V173L214 172ZM218 171H220V172H218ZM2 171H1V169H0V173H1ZM3 172V173H4ZM22 172L26 175V176H24V174H22ZM48 172H49V176H48ZM51 172V173H50ZM85 173V176H84V174H82V173ZM103 173V177H102V174L101 175H99V173ZM117 172V173H116ZM124 172V173H123ZM125 172H128V173H126L125 174ZM143 174H142V173ZM149 172V171H148ZM173 172H175V174L173 173ZM181 172V173H180ZM184 172V173H183ZM188 172H189V174L190 175H192V176H194V174H196V172H198V174H199V176H201V178H198V174H197V179H196V177H195V179H194V177H190V175L188 174ZM193 172V174H191ZM202 173V174H200V173ZM3 173H1V174H3ZM36 173V174H35ZM66 173V174H65ZM71 173V174H70ZM121 175V176H119V174ZM136 173V175L134 176L133 174H135ZM146 173V174H145ZM156 173H158V174H160V176H161V178H163V179H160L159 178V180H161L162 182H164L163 184H166L165 182H167V183H170L169 185H171L170 187L172 188H176L177 189V186L179 187V190L177 189H173L174 190V193H172V191L171 190H168V194H170V192L172 193V194H175V196H176V194H177V198L175 197V196H169L168 194H167V197H166V199H167V203L168 202H170V199L172 198L173 199V197H175L176 199H177V202H178V200L181 198L182 200H180V201H183V203H184V201H189L188 203L186 202V204L184 203H182V202H180L181 204H177V202H175L174 203V201H172L174 204H173V206H176V207H172V204H170L171 205V207H167L168 208V210H169V208H173L172 210V212H173V214H176V215H174V216H176V218H177V214L179 213V212H181L180 214H182V210H181V208L183 209V205H184V220L186 219V221H185V223H187V224H185V226H184V224H183V229L185 228L186 229V233L188 234L187 236L189 237L188 239H190L191 241H193L192 242V244H191V241L190 240H186L185 238V232L183 231V235H182V237H181V239L180 238H178V239H180V242L182 241L183 242V240L182 239H185L186 241L185 242H187L188 241V245L190 246H188L187 244V249H188V252H189V250L190 251H192L193 253L192 254H189L187 251V253H188V255H187V253L186 254H184V255H180V254H176L175 255V252L177 251H175V250H171L170 249V247L169 248H167L168 246L167 245H165V244H163L164 242L163 241H159V240H164V238L163 237H165V235L166 234H168L169 232H172V230L171 229H173V228H176L177 226H175L174 224H172L171 225V223H176L175 222V220L176 221H178L177 219H171L170 221L171 222H169L170 224L168 225L169 226V228H170V226L171 227H173V228H171V229H169L170 231H168L166 234H164L166 231L165 230H168V226L167 227H163L162 228V223H161V221L162 220H164V218L162 219V217H161V219L162 220H160L159 218H160V216L162 215V216H167V214L168 215H170L169 216V218H171L172 217V215L173 214H171L170 212H171V209L168 211V210H166V207L165 206H159L160 204H165V205H168V204H166V200H164V202L165 203H163L162 201H163V198H161V195L159 196V194L154 190V189H150V188H153V186H154V184L155 185H158V183L156 182V181H158L157 179H158V177H160V176H158V175H156ZM171 175H170V174ZM177 173V174H176ZM187 173V174H186ZM5 174V173H4ZM16 173H14V175L13 176H17V175H15ZM51 174H52V176H51ZM54 174V175H53ZM75 174V175H74ZM80 174H82V176L80 175ZM87 174V175H86ZM94 174V175H93ZM154 175V177H153V175ZM161 174H163V175H161ZM185 174V175H184ZM205 174H206V176H205ZM207 174H209V177H211L212 176V179H210V178H208V175ZM210 174H212L211 176H210ZM7 175V174H6ZM30 175L32 176V179H31V177H30ZM42 175V174H41ZM66 175V176H65ZM73 175H74V177H73ZM114 175V176H113ZM118 175V176H117ZM122 175H123V177H122ZM132 175V176H131ZM150 175V176H149ZM169 175H170V177H169ZM173 175H176L177 177H182L183 178V176H184V178H190L191 180H193V184L192 183H190V185L189 186H187V184H189V182H191V180L190 179H188V180H190L188 183L186 182V183H183V184H185V186H183V185H180L182 182H180V183H178L177 182V179L178 178H176V176L173 178ZM203 175L205 176L204 178H203ZM19 176V177H20ZM44 176V175H43ZM51 176V177H50ZM87 176V177H86ZM104 176H106L105 178H104ZM143 176V177H142ZM158 176V177H157ZM167 177V179H168V181H167V179H166V177ZM172 176V177H171ZM187 176H189V177H187ZM26 177H29V179L27 178V180H25V178ZM68 177H71L70 179H69V183H68V180H67V178ZM84 177H86V179L84 178ZM107 177H108V179H107ZM113 177V178H112ZM122 178V180L120 179H117V178ZM124 177H126V178H124ZM155 177H156V179H155ZM208 178L210 181L209 182H205V184H204V180H201V179H205V178ZM39 178V179H38ZM64 178V179H63ZM66 178V179H65ZM90 178V179H89ZM111 180H110V179ZM130 178V179H129ZM133 178H134V180H136V181H134L133 180ZM147 178V179H146ZM164 178H165V180H164ZM169 178H171V180H169ZM193 178V179H192ZM206 178V179H207ZM214 178H216V177H214ZM36 179V183L34 182V180ZM46 179V180H45ZM63 179V180H62ZM155 179V180H154ZM173 179V180H172ZM205 179V180H206ZM33 180V181H32ZM62 180V181H61ZM66 180V182H65V184L64 185H67V183H68V186L70 187V190H69V187L67 188L66 186H64L63 185V181H65ZM106 180V181H105ZM149 182H148V181ZM164 180V181H163ZM198 180L200 181V183L198 182ZM16 181V182H15ZM42 181V182H41ZM46 181H47V183H46ZM87 181H88V183H87ZM118 181V182H117ZM170 181H173V182H175L174 183V185L176 184V182H177V184H179V185H173V182H170ZM186 181V180H185ZM194 181H196V182H194ZM214 181L216 182L217 181V178H216V180L214 179ZM1 182H2V184H1ZM38 182V183H37ZM60 182V183H59ZM73 182V183H72ZM101 182V183H100ZM149 184H148V183ZM156 182V183H155ZM159 182V181H158ZM162 182H160V183H162ZM202 182V183H201ZM219 182V181H218ZM6 183V185H4V184ZM12 185V187L10 188V184ZM123 183V184H122ZM125 183H128V184H131V186L129 187V186H127V187H129V188H126V190L124 189H122V188H124L123 187V185H125ZM134 185H133V184ZM139 183V184H138ZM160 183H159V185H160ZM7 184L9 185V186H7ZM17 184H19L18 186H17ZM26 184H28V186L26 187ZM32 184V185H34V186H30V185ZM53 184H54V187H53ZM58 184H60V185H58ZM101 184V185H100ZM110 184V185H109ZM138 184V185H137ZM191 184H192V187H194L193 189H195V184H196V188H201L202 189V194H195V195H197V197L195 196V195H193L192 194V192H194L193 190L191 191L189 188H192L191 187ZM204 184V186H205V188L203 189L202 187H204V186H200V185H203ZM208 184V185H207ZM16 186V188H18V187H20V188H18L20 191H19V193H17L18 192V189H15L16 190V192H13L12 191V188L14 187V186ZM23 185V186H25L26 187V189H28V190H26L25 189V187L23 188V186L21 187V186ZM37 185V186H36ZM46 185V186H45ZM49 185H50V187H49ZM86 185V186H85ZM97 185V186H96ZM101 187V189H100V187ZM108 187H107V186ZM149 185V186H148ZM167 185V184H166ZM168 185V186H169ZM194 185V186H193ZM211 185H212V187H211ZM4 186V187H3ZM60 186H62V187H60ZM81 186H82V188H84V189H82V191H80L81 190ZM85 186V187H84ZM106 186V187H105ZM120 186V187H119ZM126 186V185H125ZM135 186V187H134ZM141 186V187H140ZM144 186V187H143ZM181 186V187H180ZM184 188H186V186L187 187H189V188H186V191H188V193L187 192H185L184 191V193L182 192L183 191V187ZM29 187V188H28ZM31 187V188H30ZM35 187V188H34ZM49 187V188H48ZM57 187V188H56ZM66 189H65V188ZM94 187V188H93ZM134 187V188H133ZM150 187V188H149ZM155 187V186H154ZM164 188L165 187V185L163 186H161V188ZM167 187V186H166ZM210 187V188H209ZM214 187V188H215ZM33 188V189H32ZM37 188V189H36ZM40 188V189H39ZM44 188V189H43ZM53 188V189H52ZM56 188V189H55ZM61 188V189H60ZM77 188V189H76ZM136 189V190H132V189ZM141 188H143V189H141ZM209 188V189H208ZM244 188H246V187H244ZM243 188V189H244ZM260 188V190L262 191V192H264L263 191V187H256L255 189L257 190V189H259ZM23 189V190H22ZM63 189H65L64 191H60V190H63ZM104 189V190H103ZM106 189V190H105ZM108 189V190H107ZM114 189V190H113ZM169 189V188H168ZM182 189V190H181ZM188 189V190H187ZM200 189V190H201ZM206 189V190H205ZM207 189H208V191H207ZM247 189V188H246ZM14 190V191H15ZM139 190H141L142 191V193H141V191H139ZM180 190H181V192H180ZM205 190V191H204ZM240 190V189H239ZM239 190L237 191V192H239ZM256 190H254V191H249V192H251V193H249L250 195H248V193L246 194V196H244V194H242V198H244V199H242L241 197L239 198L240 200H238V197L240 196L237 192V194L239 195H235V196H238V197H236V201H235V197H233L234 199H232L231 198V194H233V193H231V194H229L230 195V198L229 199H226L227 200V202H225L224 201V199H222V201H224L225 203L224 204H226V205H224L223 206V204L221 205V207H222V210L221 209H218V213L219 214H216L217 212L215 211V215H216V218L214 219L215 221L213 222H210V224H209V227L210 226H212L211 228H209V230H211L212 232H214V234L212 235V232L211 231H208V235H210L211 237H212V241H214V240H216V241H214V243H212L214 246H212L211 247V250L210 249H208V248H210V246H211V242H209L210 244V246H208V245H206V247H204V246H201L202 248H200V250H203V248H204V250L206 249L207 250V252L209 253H207L206 252V250L204 251L203 250V252H201L200 250V252L203 254L202 256L203 257H201V254H200V256L197 254V252L195 251V253L200 257H193L194 259L195 258H197V260H198V258H199V260H198V262L200 261V263H203L202 261L204 260L205 261V259H206V257H208V259H207V261H209L207 264H211V262H213L214 264H249V262L248 261H250V264H259V263H263L264 264V257H263V255H264V250H261L260 251V249H263L264 248V246H263V244H264V242H263V240L264 239H262L260 242L259 241H257L258 242V244H257V242L255 243V241L256 240H254V239H256L257 237H256V235H255V232H254V230L253 229H255L256 228V226L258 225V227L260 226V225H264V221H263V219H264V201H263V199H261V198H259V197H262V195L260 196H258L257 194L259 193V192H257ZM4 193H3V192ZM38 191V192H37ZM75 191V192H74ZM85 191V192H84ZM94 191H96V192H94ZM114 191V192H113ZM123 191V192H122ZM148 192V194H147V192ZM155 191V192H154ZM170 191V192H169ZM243 191V190H242ZM260 191V193H262ZM20 192L21 193H23V196H22V194H20ZM32 192V193H31ZM39 192H41L40 194H39ZM44 192V193H43ZM48 192V193H47ZM71 194H70V193ZM145 194H144V193ZM175 192H177V193H175ZM191 192V193H190ZM195 192H196V189H195ZM194 192V193H195ZM252 192H254V194L252 193ZM1 193H3V194H5L6 196L8 195H10V197H11V201L8 199V197H4L3 196V194H1ZM17 193V194H16ZM24 193H25V195H24ZM98 193V194H97ZM140 193V194H139ZM156 193H157V195H156ZM178 193H183V194H181V196L180 195H178ZM187 193V194H186ZM200 193H201V191H200ZM256 193V194H255ZM259 193V194H260ZM20 194V195H19ZM29 194V195H28ZM30 194H32V195H30ZM39 194V195H38ZM53 194H55V195H53ZM97 194V195H96ZM186 194V195H185ZM209 194H211V193H209ZM209 194H208V196H209ZM235 194V193H234ZM12 195V196H11ZM41 195V196H40ZM52 195H53V197H52ZM73 195V196H72ZM82 195H84V197L82 196ZM111 195V197H109V196ZM142 195V196H141ZM190 195H191V198H190ZM253 195V198H251V196ZM255 195H257V197L256 198H254V196ZM26 196H27V199H26ZM47 196H48V199H50L49 200V202H51L53 199L55 200V202L56 201H58L57 203H58V207L59 208H56V211H55V215H54V217H56V218H58V217H60L61 215H67V218L66 217H64L65 218V225L64 226H62V225H56V224H54V226L52 227H50V226H48V225H50V221L49 222H46L47 224H45V222H43L44 220H47L46 218H44L39 212L41 211V210H38V209H40V204L41 205H44L43 207L45 208V206L47 207V203H48V201H46V200H48L47 199ZM70 196V197H69ZM79 196H80V199H79ZM81 196H82V198H81ZM127 196V197H126ZM132 196V197H131ZM147 196V197H146ZM163 196V195H162ZM169 196V197H168ZM183 196H184V198H185V200H184V198H183ZM185 196H188L187 198L185 197ZM204 196V198H206ZM226 196H225V198H226ZM244 196V197H243ZM264 196V195H263ZM12 197H13V199H12ZM16 197V198H15ZM21 197V198H20ZM55 197V198H54ZM62 197H64V198H62ZM78 197V199H76ZM93 197V198H92ZM126 197V198H125ZM164 197V196H163ZM179 197V198H178ZM193 197H195V198H193ZM210 197L211 196H209V199H210ZM248 197L251 199V202H249L250 200L248 199ZM5 198H7L8 199V203H12V205L14 206V208H13V206H11L10 204H8V203H6V201H5ZM16 200H15V199ZM25 198V199H24ZM35 198V199H34ZM41 198L43 199V201H45V202H42V203H40V204H37V201H39V200H41ZM59 198H62L63 200H64V202H66V201H69V203H70V207L68 208V206L66 205V203L64 204L62 201L63 200H61L60 201V199ZM92 200H91V199ZM101 198V199H100ZM109 198V199H108ZM169 198V199H168ZM189 198V199H188ZM193 198V200H191V203H190V199H192ZM263 198V197H262ZM33 199V200H32ZM57 199V200H56ZM74 199H76V200H74ZM89 199V200H88ZM94 199V200H93ZM135 199V200H134ZM194 199H196V200H194ZM208 199V197L206 198V200ZM232 199V200H231ZM242 199V200H241ZM249 200L248 202H247V200ZM253 199H255V200H257L258 201V203L262 206V203H263V206H262V208L261 207H259L258 209H256L255 210V208H253V210H255L254 212L257 214L256 216H254L255 214H254V212L252 211V214L250 213V211L251 210H248L249 212H245V210H247V209H249V207L250 208H252V204L253 205H255L253 202H254V200ZM13 200V201H12ZM18 200V201H17ZM70 200H72V202H70ZM80 200V201H79ZM98 200H100L99 202H98ZM204 200V201H203ZM15 201H17V202H15ZM25 201V202H24ZM28 201V202H27ZM34 201V202H33ZM75 201V202H74ZM78 201V202H77ZM119 201V202H118ZM150 201H151V203H150ZM158 201V202H157ZM196 201V202H195ZM240 201V202H239ZM241 201H242V204H240L241 203ZM244 201V202H243ZM36 202V203H35ZM62 202V203H61ZM74 202V203H73ZM172 202H170V203H172ZM193 202V203H192ZM194 202H195V204H194ZM198 202V203H197ZM46 203V204H45ZM84 203H85V205H84ZM120 203V204H119ZM156 203V204H155ZM245 203L247 204V203H249V207H247V209H246V206H248V204L247 205H245ZM256 203V202H255ZM258 203L255 205V207L257 206H260V205H258ZM30 204H34V207L32 206V209H31V207H29V206H31ZM62 206H61V205ZM74 206H73V205ZM146 204V205H145ZM158 204V205H157ZM177 204V205H176ZM189 204V205H188ZM191 204V205H190ZM197 204H199V209H202V212H201V210L199 211V209L197 210V209H195L196 207H198V205ZM231 204V205H230ZM5 207H4V206ZM10 205V206H9ZM20 205V206H19ZM26 206V205H29L28 207L26 206V208H28L30 211L31 210H33V211H31V212H34L33 213V217L35 218L37 215V218H39V217H43V218H41L42 219V221H40L39 219H37V218H35L36 220H38V223L40 222L41 224L38 226V224H37V221L36 220H34V218L33 219H30L31 217H29V218H27L26 219V223L24 224V229L23 230H21L20 229V231H19V233H18V224L15 222V221H17L18 222V220H16L17 218L19 219L21 216H18V215H21L19 212H20V207L22 206V208H23V206ZM69 205V204H68ZM85 207H84V206ZM130 205V206H129ZM170 205H168V206H170ZM186 205L188 206V208L189 209H187L186 210ZM241 205V207H238V206H240ZM244 205V206H243ZM19 206V207H18ZM61 206V207H60ZM64 206V207H63ZM66 206H67V210H66ZM82 208H81V207ZM181 206V207H180ZM205 206V205H204ZM233 206V207H232ZM235 206V207H234ZM8 207V209H10L11 207L13 208V209H10L11 211L10 212H8L9 210L8 209H6ZM17 207H18V209H17ZM82 209V210H80V208ZM126 207H127V209H126ZM151 207V208H150ZM159 207L161 208V209H159ZM220 207V206H219ZM229 207H231V208H229ZM244 207H245V209H244ZM254 207V206H253ZM21 208V209H22ZM25 207H24V209H26ZM38 208V209H37ZM42 208V207H41ZM44 208H42V209H44ZM78 208V209H77ZM164 208V209H163ZM175 208H176V210H178L179 208V211H178V213H175V212H177V211H175ZM178 208V209H177ZM235 208V209H234ZM239 208V209H238ZM241 208V209H240ZM36 209V210H35ZM97 209V210H96ZM102 209H104V211L102 210ZM153 209V210H152ZM163 209V210H162ZM243 209V210H242ZM260 209V211H258ZM18 210V211H17ZM27 210V209H26ZM28 210V211H29ZM58 210V211H57ZM65 210V211H64ZM86 210V211H85ZM159 210V211H158ZM181 210V211H180ZM190 210H193L194 212L196 211V214H193L192 215V213H193V211H192V213H191V215H189L188 216V213H190ZM211 210V209H210ZM209 210V211H210ZM214 210H216V209H214ZM231 210V211H230ZM239 210H240V213H239ZM262 210V211H261ZM15 212L16 214L17 213H19V214H17V217H16V214L15 213H13V212ZM22 211V210H21ZM84 211V212H83ZM147 211H149V212H147ZM156 211H158L159 213H160V216L158 215L159 213L158 212H156ZM175 211V212H174ZM189 211V212H188ZM212 211V210H211ZM1 212H5L4 214L3 213H1ZM7 212V213H6ZM78 212V213H77ZM94 212V213H93ZM96 212H97V216H100V217H102V219L103 220H101V221H98L97 219H99L100 220V217H97V216H94V215H96ZM107 212V213H106ZM109 212V213H108ZM124 212V213H123ZM138 212H139V214L140 215H138ZM152 212H154V213H152ZM167 212V213H166ZM169 212V213H168ZM213 212V211H212ZM238 212V213H237ZM244 212V213H243ZM259 212V213H258ZM261 212V213H260ZM263 212V213H262ZM9 213V214H8ZM36 213V214H35ZM69 213V214H68ZM71 213V214H70ZM106 213V214H105ZM134 213V214H133ZM158 213V214H157ZM165 213V214H164ZM199 213V214H198ZM241 213H243V214H241ZM2 214V215H1ZM40 214V215H39ZM99 214V215H98ZM150 214V215H149ZM154 214V215H153ZM179 214V215H180ZM198 214V215H197ZM206 214V212L204 213V215ZM236 214V215H235ZM238 214H239V216H238ZM247 214V216H245ZM251 214V215H250ZM260 214H261V221H260ZM15 215V216H14ZM58 217H57V216ZM134 215V216H133ZM135 215H136V218H134L135 217ZM212 216H214L215 217V215H214V213L213 214H211ZM210 215V216H211ZM235 215V216H234ZM263 215V216H262ZM9 216V217H8ZM71 217L73 220H71V218H69V217ZM93 216L95 217V219H93ZM152 216V217H151ZM211 216V218L213 219V217ZM252 216V217H251ZM258 216V217H257ZM12 217V218H11ZM15 217H16V219H15ZM89 217V218H88ZM147 217V218H146ZM154 217V218H153ZM191 218L190 220H189V218ZM236 218V219H234V218ZM249 217H251L252 219H249ZM122 218V219H121ZM152 218H153V220H152ZM157 218V219H156ZM173 218V217H172ZM229 218V219H228ZM241 218V219H240ZM256 218V219H255ZM257 218H258V220H257ZM5 219V220H4ZM15 219V220H14ZM67 219H69V221L67 220ZM112 219V220H111ZM123 219H125V220H123ZM159 219V220H158ZM211 219V220H212ZM231 219H232V222H231ZM246 219V221H247V223L249 224V221H250V224H252V226H250L249 228L248 227H246V225L248 226V224L246 223V221H244ZM253 219H255L254 221H253ZM3 220V221H2ZM7 220V221H6ZM92 220H95L94 222H92ZM107 220V221H106ZM113 220H115V221H113ZM117 220V221H116ZM242 220H243V222H242ZM5 221V222H4ZM36 221V222H35ZM48 221V220H47ZM123 221V222H122ZM134 221V223H132ZM137 223H136V222ZM144 221H145V223H144ZM173 221V222H172ZM190 221V222H189ZM201 221V220H200ZM199 221V222H200ZM217 221V222H216ZM231 222V223H229V222ZM253 223H252V222ZM259 221V222H258ZM10 222H11V224L12 223H15V225L13 224V225H11L10 224ZM30 222V223H29ZM32 222H34V223H32ZM99 222V223H98ZM103 222V223H102ZM109 222V223H108ZM112 222V223H111ZM115 222H116V224H115ZM159 222V223H158ZM184 222V221H183ZM198 222V223H199ZM202 222V221H201ZM237 222V223H236ZM258 222V223H257ZM49 223V224H48ZM71 223V224H70ZM94 223V224H93ZM104 223H105V225H104ZM150 223V224H149ZM159 225H158V224ZM191 223V224H190ZM215 223V224H214ZM245 223H246V225H245ZM32 224V225H31ZM52 224V223H51ZM58 224V223H57ZM68 224H70L71 225V228L72 229H74V230H72L71 228H68ZM87 224V225H86ZM89 224H92V227H91V229H93V230H95V231H98V229H99V231L101 232V230H104V231H102L101 233H100V236L98 235L99 234V232H95L94 231V234H92L91 232L92 231H90V235H89V233H88V236L86 237L85 235L87 234L86 233V229L85 228H87V226L89 225ZM114 226H113V225ZM118 224V225H117ZM131 224H134V225H131ZM148 224H149V226H148ZM212 224V225H211ZM234 224V225H233ZM242 224H244V226L242 225ZM11 225V226H10ZM26 225V226H25ZM94 225V226H93ZM100 225V226H99ZM102 225H103V228H102ZM177 225V224H176ZM191 225H193L195 228H193V227H191ZM227 225H228V228H227ZM233 225V226H232ZM255 225V226H254ZM16 226H17V229H14V228H16ZM35 226V227H34ZM48 226V227H47ZM95 226H96V228H95ZM98 226V227H97ZM155 226V227H154ZM156 226H158V228H156ZM164 226V225H163ZM197 226V227H196ZM199 226H201V224L199 225ZM236 226H237V228L239 229V231H238V229L236 228ZM243 226V227H242ZM12 227V228H11ZM59 227H61V229H59ZM100 227V228H99ZM115 227V228H114ZM149 227V228H148ZM202 227V226H201ZM229 227H230V229H229ZM240 227V228H239ZM254 227V228H253ZM37 228V229H36ZM48 228H50L49 229V231L50 232H47V230H48ZM54 228H56V229H54ZM105 228H106V230H105ZM110 228H112V229H110ZM117 228V229H116ZM246 228V229H245ZM253 228V229H252ZM34 229V230H33ZM54 229V230H53ZM90 229V230H91ZM108 229H110L109 231H108ZM155 229H157V231H156V233H155ZM162 229H163V231H162ZM203 229V228H202ZM201 229V230H202ZM214 231H213V230ZM218 229V230H217ZM223 229H227V233H226V231L224 230V232H223ZM237 229V230H236ZM248 229V230H247ZM249 229H250V231H249ZM5 230V231H4ZM13 230V231H12ZM15 230V231H14ZM85 230V232L83 233L82 231H84ZM89 230V229H88ZM118 230V231H117ZM148 230V231H147ZM191 230H193V233H195V235L194 234H191ZM222 230V231H221ZM241 230H247L248 232H250V233H247V234H251L252 232V234L251 235H253V236H251L250 238L246 235V232L245 231H243L242 233H241ZM253 230V231H252ZM4 231V232H3ZM61 231V232H60ZM112 231H113V233H112ZM153 231V232H152ZM176 231V230H175ZM175 231H173V232H175ZM187 231H189V233L187 232ZM197 231H199L200 232V230H197ZM217 233H216V232ZM23 232V233H22ZM58 232H60L59 234H58ZM107 232H111V233H107ZM159 232H161V233H163V234H161V233H159ZM203 232V231H202ZM236 232H238V234L240 235H237L236 234ZM2 233H5V234H2ZM13 233H14V235H13ZM17 235H16V234ZM55 233H57V235L55 234ZM74 233V234H73ZM86 233V234H85ZM155 233V234H154ZM185 233V234H184ZM220 233H222V235H224L225 234V236L226 237H224V236H222V235H220L219 236V239H221V238H225V242H223V244H221V241H224V240H220L219 241V239H215V238H218V234H220ZM49 234V235H48ZM97 234V235H96ZM202 234H204V233H202ZM235 234V235H234ZM59 235H61V237L59 236ZM75 237H74V236ZM102 235H104L103 237H101ZM171 235H172V233H171ZM205 235V234H204ZM207 235V236H208ZM2 236V237H1ZM3 236H5V238L3 237ZM70 236V237H69ZM92 237V239H90L91 237ZM94 236V237H93ZM135 236H136V238H135ZM163 236V237H162ZM167 236V235H166ZM168 236H170V234H168ZM176 236V237H175ZM177 236H178V234H175L174 235V237H175V240L177 239ZM184 236V237H183ZM195 236V237H194ZM57 237H59L60 239L58 240V238ZM86 239H85V238ZM101 237V238H100ZM211 237H210V239H211ZM213 237H215V238H213ZM236 237V238H235ZM245 237H248L249 239H247V240H249V241H251V243L249 242V241H246L245 240ZM254 239H253V238ZM84 238V239H83ZM103 238H105V239H103ZM163 238V239H162ZM167 238V237H166ZM208 238V237H207ZM206 238V239H207ZM245 240V241H243V239ZM264 238V237H263ZM87 239H89L88 241H87ZM171 239V237H169V239L168 240H170ZM195 241H194V240ZM206 239H205V241H206ZM251 239H253V240H251ZM54 240V241H53ZM70 240V241H69ZM85 240V241H84ZM99 242V240H100V242H99V244H97L98 242ZM102 240V241H101ZM137 240V241H136ZM238 240V241H237ZM242 240V241H241ZM257 240H258V238H257ZM57 241V242H56ZM103 241H105V242H103ZM205 241H203V243H202V245L203 244H208L207 242L205 243ZM208 241H210L209 239H208ZM241 241V242H240ZM70 242H71V244H70ZM137 242V243H136ZM167 242V241H166ZM178 242V241H177ZM180 242H178L179 244H180V247L182 246V244L180 243ZM190 242V243H189ZM219 242H220V244H219ZM237 242V243H236ZM249 242V243H248ZM253 242H254V245H252L253 244ZM59 244V246H57V247H55V245L56 244ZM83 243V244H82ZM93 245H92V244ZM171 243L172 244H174L173 243V240L171 241ZM218 243V244H217ZM239 243V244H238ZM243 243H244V245H243ZM259 243H261V247L259 246L260 244ZM263 243V244H262ZM92 245V247H90L91 245ZM95 244H97L96 246H95ZM168 244V243H167ZM171 244V245H172ZM175 244H177V243H175ZM179 244H177V245H179ZM185 244V243H184ZM191 244V245H190ZM256 244V245H255ZM71 245V246H70ZM165 245V247H166V249L167 250H165L164 248H163V246ZM220 245V248L219 249H217L216 247H218V246ZM250 246V247H248L247 248V250H249V251H251L249 254H245V255H248V258L244 255V252H246V247L247 246ZM160 246H162L161 248H160ZM191 246H192V248H191ZM216 246V247H215ZM258 246H259V248H258ZM61 247V248H60ZM173 247H175L176 249H177V247L176 246H173ZM184 247V246H183ZM241 247H242V249H241ZM243 247H245V249H244V252H243ZM251 247H253L252 249H251ZM55 248V249H54ZM60 248V250H57V249H59ZM75 248V249H74ZM178 248H179V246H178ZM197 248V249H196ZM250 248V249H249ZM66 249V250H65ZM70 249V250H69ZM162 249V250H161ZM185 249V248H184ZM212 249H215V250H213V253H212ZM67 250H68V252H67ZM170 250H171V252H170ZM181 251L180 252H182L183 250L182 249H180ZM242 250V251H241ZM258 250V251H257ZM62 251V252H61ZM165 251V252H164ZM179 251V250H178ZM249 251H247V252H249ZM259 251L260 252H262V253H259ZM52 252V254H50ZM61 252V253H60ZM149 252H151V253H149ZM200 252H198V253H200ZM207 253V254H204V253ZM246 252V253H247ZM60 253V254H59ZM63 253V254H62ZM78 253V254H77ZM32 254V255H31ZM49 254V255H48ZM58 254V255H57ZM62 254V255H61ZM151 254V255H150ZM172 254H173V256H172ZM210 254H212L213 256H211L212 258H213V260H209V258L210 259H212L211 257H210ZM239 254V255H238ZM240 254H241V256H240ZM257 254V255H256ZM59 255H61V257L59 256ZM187 256V257H182V256ZM252 255V256H251ZM259 255V256H258ZM262 255V256H261ZM7 256V257H6ZM10 256V257H9ZM54 256V257H53ZM63 256V257H62ZM163 256H165V257H163ZM176 256V257H175ZM178 256H181L182 258H183V260L181 261V259L178 257ZM251 256V257H250ZM12 257V258H11ZM44 257V258H43ZM47 257H48V259H47ZM58 257H60V258H58ZM177 257L179 258V260H180V262H178V260H176L177 259ZM191 257V258H190ZM254 258L253 260L252 259H250V258ZM2 258V259H1ZM150 258V259H149ZM185 258H186V260H185ZM190 258V259H189ZM176 261H175V260ZM250 259V260H249ZM17 260V261H16ZM45 260V261H44ZM47 260V261H46ZM53 262H52V261ZM60 260V261H59ZM152 260V261H151ZM187 260H189L188 262H187ZM193 260V259H192ZM252 260V261H251ZM149 261V262H148ZM151 261V262H150ZM155 261V262H154ZM165 261H167V262H165ZM171 261H173V262H171ZM206 261V262H207ZM258 261H260V262H258ZM58 262V263H57ZM193 262V261H192ZM197 261H196V259H195V264H197L198 263ZM206 262H204L205 264H206ZM200 263H198V264H200ZM212 263V264H213ZM190 264H194V263H191V261H190Z\"/></svg>",
	"mask_w": 264,
	"mask_h": 264
},
{
	"label": "bare ground",
	"instance_id": "obj_2",
	"mask_svg": "<svg viewBox=\"0 0 264 264\" xmlns=\"http://www.w3.org/2000/svg\"><path fill=\"white\" fill-rule=\"evenodd\" d=\"M4 1V0H3ZM22 1V0H21ZM36 1H38V0H36ZM41 1V0H40ZM48 1V0H47ZM47 1L45 0V1H41L42 3H47ZM50 1V0H49ZM48 1V2H49ZM51 1H53L52 2V5H53V7L52 8H54L55 6L56 7H58L57 6V4H59V3H56L58 0H56V2H54V0H51ZM59 1H61V8L63 7V6H65V5H67V3H64L63 4V6H62V3L64 2V1H62V0H59ZM58 1V2H59ZM69 2H70V5H71V3H73V1H74V3L73 4H78V5H80L81 3V5L83 6V7H86V6H84L83 4H87V6H88V4L92 1V0H83L84 2H80L79 0L76 2L75 0H68ZM67 1V2H68ZM94 1V0H93ZM99 3L100 1H101V3L99 4V6L101 5V4H103L104 5V1H106V0H100V1H98V0H95V3L96 4H94V2H91L92 3V7H94L95 5L97 6V2ZM108 1V0H107ZM106 1V2H107ZM5 2H6V0H5ZM8 2V1H7ZM9 2H11L10 0H9ZM12 2H15V3H13V5L14 4H16V1H12ZM11 2V3H12ZM27 2H30V0L28 1L27 0ZM27 2H25V3H27ZM33 2H35L34 0H33ZM76 2V3H75ZM79 2V3H78ZM87 2V3H86ZM102 2H104V3H102ZM31 3H32V0H31ZM36 3V2H35ZM38 3V5H36V8H37V6L38 7H40L41 8V4L42 3H40V2H37ZM90 3V4H91ZM1 4V3H0ZM9 4V3H8ZM21 4V3H20ZM19 4V5H20ZM23 5H24V3H22ZM33 4V3H32ZM31 4V5H32ZM56 4V5H55ZM69 4V3H68ZM13 5H12V7H13ZM41 5V6H40ZM45 5V4H44ZM51 5V4H50ZM51 5V6H52ZM55 5V6H54ZM78 5H77V8H79L78 7ZM103 5H101V7H98L99 9L101 8V11H99V12H103V13H105V14H101V17H102V15L106 18V14H107V16L108 17H110V18H108V21H111V24L112 25H107L108 24V22H106L107 24H106V26H113L114 25V23H115V25H114V27L116 26V28L115 29H117V32H119V30L121 29V31H123L124 32V30H128V32L129 31H131V32H135L136 30H137V32L139 33L141 30L142 31H144L145 33L144 34H148V35H151V34H154L155 35V37L156 36H158L159 35V40H160V37H161V39L162 40H160V41H158V43L160 42V44H162L161 43V41H163V42H170V40H171V42L173 43H171L172 45H173V47H174V49L176 48L177 49V51H175V50H172L171 49V53H172V57H167V56H169V54H171V53H169V54H166L167 56H163V54H165L166 53V51L165 50H163L162 52H160L159 54H161V53H163L162 54V56L163 57H167L168 59V61H169V63L167 62V60H166V62H167V64H169V65H167L166 64V62H163V67H161V68H164L165 66L168 68H164V69H161L162 71L161 72H163L164 70L166 71L165 73H166V75H167V80L166 81H168L170 84H172V86L173 87H177L176 89V91L174 90V93L176 92V94H174V95H177V97L176 96H173V98L175 97V100H172V101H179V102H181V98H182V100H183V103H185L184 102V99L186 100V103H187V100H188V102L189 103H185L186 105H188V104H193V103H200V104H198L199 106H197L198 108L200 107L201 109H202V114H203V116L205 115L204 114V112H206L207 114L209 113L210 114V117L212 118V115H214V114H216V113H218L220 116H222V115H225V116H223L224 118H226V120H224V119H222V120H224L223 122H225L224 123V126H223V129H225L226 131L228 130L229 131V135H228V138H229V142H231L232 143V145L234 146L235 144H237V143H235V139H236V137L238 138V136L240 135V137H241V133H242V128L243 127H246V136H247V134L248 135H250L251 133L250 132H252L253 134H256V133H258L257 134V136L258 135H260V134H262L261 136H260V138L259 137H257V139H258V142H256V140H254V138L256 139V137L255 136H253L254 138H252L251 137V135L249 136V138H252V139H248V136H247V139L249 140L248 142H252L253 140V142H255V144H250V146H251V148H249L250 150H248V148H247V150L249 151V152H247L246 151V156H244L245 158H242V156H241V159H239V152H234L235 154H237V156H233L234 157V159H233V164L230 162V164L229 165H236L237 164V166L235 167V165L234 166H226V164H222V165H220V164H218L219 166H220V169H222L223 168V171L222 172H220V171H218V172H220V173H216V171L218 170H216V171H214L217 175H215V174H213V179H212V174H210V176L211 177H209V174H207L208 175V178H210V179H212V185H214V184H216V187H215V185L213 186V189L212 188H210L211 190H209V191H212V192H209V193H211V194H209V193H207V196H205V195H203L204 193L202 192V189L201 188H196V184H195V189H196V192H195V189H193L194 187H192V182H193V180H191L190 178H184V176H183V178L182 177H177L176 175H173V178L176 176V178H178L177 179V182L178 183H180V182H182L180 185H183V186H185V184H183V183H188L190 180H191V182H189V184H187V186H189L190 185V183H192L191 184V187L192 188H189V187H187L186 186V188H189L191 191L193 190L194 192H192V194L193 195H195V194H202V197H203V199L205 200H203L204 201V203L202 202V200H201V202L200 203H202V205L200 204V206L202 207V209H204V211L206 212V214L204 215V213L205 212H202V209H199V204H197L198 205V207H196L195 209H199V211L201 210V212H202V214H201V218H200V216L198 215V216H196L197 218L195 219V215H193V214H196V211L194 212L193 210H190V213H188V216L189 215H191V213H192V211H193V213H192V215L194 216V217H192L193 219H191V218H189V220L191 219L192 220V222L191 223H194V226H195V222L197 221V225H198V229L197 230H200V232L199 231H197L196 230V228L193 226V225H191V227H193V228H195V233H198L197 234V237H196V244H199L200 242H198V241H201L200 239L198 240V238L200 237L201 238V235L203 236V238L206 236V238H204V240H203V238H201L203 241H205V239H206V241H205V243L207 242L208 244H203L202 245V243H203V241H202V243H200L199 245H201V246H204V247H206V245H208V246H210L209 244V242H211V246H210V248H208V249H210L211 250V247L212 246H214L212 243H214V241H216V240H214V241H212L213 239H212V237L210 236V235H208V231H211V230H209V228H211L212 226H210L209 227V224H210V222H214L215 220V218H216V215H215V211L217 212L216 214H219L218 213V209H221L222 210V207H221V205L223 204V206L224 205H226V204H224L225 202H227V200L226 199H229L230 198V195L229 194H231V193H233V194H231V198L232 199H234L233 197H235V201H236V197H238L239 195V197H238V200H240L239 198L241 197L242 198V194H244V196H246V194L249 192V191H254V190H256L255 188L256 187H263L262 189H263V191H264V90H263V92H262V87H260V85L261 84H259L258 82H259V76L260 75H262V74H260L259 75V72L258 71H260L261 73H263L264 71H261V70H259V69H262V70H264V65H263V63H264V59H263V57H264V0H111V1H108L107 2V4L105 3V8H102L103 7ZM1 6H3V5H1ZM0 6V38L2 39V41L0 40V44L1 43H7L8 41H6V40H8V36H7V39L6 40H3V39H5V33L7 32H9V30H11L10 28H15V26H17V24L15 25L13 22H14V20L15 19H13V17H11L10 16V18H12V21L9 19V12H7L6 11V9H4V8H2ZM18 6V5H17ZM16 6V8H15V10H17L16 12H18L19 14H21L20 12H24L26 9H20L21 7L20 6H18V7H20V8H18ZM22 6V5H21ZM33 6V5H32ZM34 6H35V4H34ZM45 6H48V4L47 5H45ZM51 6H49V7H45V8H49V10H50V8H51ZM73 6V5H72ZM91 6V5H90ZM11 7V6H10ZM15 7V6H14ZM67 6H65L64 8H66ZM69 8H70V10H72L71 8L72 7H70V6H68ZM74 7H75V5H74ZM81 7V6H80ZM8 8V7H7ZM23 8V7H22ZM43 8V7H42ZM41 8V9H42ZM51 8V9H52ZM60 8V9H61ZM82 8V7H81ZM11 9V8H10ZM12 9H14V8H12ZM55 9V8H54ZM67 9V8H66ZM74 9H76V8H74ZM107 10L106 12H105V10ZM29 10V9H28ZM34 10H35V8H34ZM33 10V11H34ZM37 10V9H36ZM39 10V9H38ZM44 10V9H43ZM56 10H59V9H56ZM61 10H63V8L61 9ZM60 10V11H61ZM65 10V9H64ZM67 10H69V9H67ZM90 10V9H89ZM102 10H104V11H102ZM13 11V10H12ZM44 11H46V10H44ZM55 11V10H54ZM59 11V12H60ZM15 12V13H16ZM26 12V11H25ZM49 12V11H48ZM67 12V11H66ZM70 12V11H69ZM73 12V11H72ZM81 12V11H80ZM251 12V14H249ZM11 13V12H10ZM13 13V12H12ZM15 13L13 14V15H15ZM29 14H31L30 12H28ZM27 13V14H28ZM36 13V12H35ZM78 13V12H77ZM90 13V12H89ZM19 14H16L17 15V17H18V15ZM24 14V13H23ZM91 14V13H90ZM95 14V13H94ZM253 14V15H252ZM26 15V14H25ZM24 15V16H25ZM31 15H33V14H31ZM64 15V14H63ZM62 15V16H63ZM256 15V16H255ZM71 16H72V14H71ZM82 16V15H81ZM94 16V15H93ZM30 17V16H29ZM32 17V16H31ZM30 17V18H31ZM39 17V16H38ZM43 17V16H42ZM47 17H49V16H47ZM68 17V16H67ZM254 17V18H253ZM15 18V17H14ZM19 18H21V17H18V19H17V21L19 20ZM24 18H28L27 16H25ZM30 18L28 19V20H30ZM36 19V21L38 20L39 21V19H41V18H39V19H37V17H35ZM49 18H51V17H49ZM86 18V17H85ZM105 18H102L103 20L105 19ZM258 20H257V19ZM23 19V18H22ZM31 19H33V17L31 18ZM48 19V18H47ZM56 18H54L53 20H55ZM82 19V18H81ZM87 19H90V17L88 18L87 17ZM263 19V20H262ZM27 20V21H28ZM33 21V25L34 26H32V28L33 27H35L37 24H35L34 22H36V21ZM45 20H46V17H45ZM52 20V19H51ZM70 20V19H69ZM103 20H101V22L103 21ZM114 20V21H113ZM258 21V23H257V21ZM22 21V20H21ZM26 20H24V22H25ZM85 21V20H84ZM256 21V22H255ZM23 22V21H22ZM93 22V21H92ZM15 25V26H11V25H13V24ZM25 23H30L31 24V21H29V22H25ZM25 23H24V26H25ZM37 23V22H36ZM41 23H42V21H41ZM98 23V22H97ZM110 23V22H109ZM125 23V27L123 26V24ZM28 24H26V27H24V29H28ZM81 24H83V23H81ZM99 24H100V26L99 25H96L95 27H94V29H100V27L102 28V25H101V23L99 22ZM103 25H105V23L103 22L102 23ZM118 24H120V25H118ZM126 24L128 25V27H126ZM40 25V24H39ZM252 27H251V26ZM11 26V27H10ZM44 26V25H43ZM58 26V25H57ZM98 26V27H97ZM121 26H123V28H120ZM130 26V27H129ZM134 26V28L132 29L131 27H133ZM138 26H140V27H138ZM10 27V28H9ZM17 27H19V26H17ZM23 27V24L21 23L20 24V28H22ZM30 27V26H29ZM38 27V26H37ZM47 27V26H46ZM75 27V26H74ZM103 27H105V26H103ZM111 27H108L109 29L111 28ZM117 27H119V28H117ZM135 27H136V30H134L135 29ZM249 27H251V28H249ZM19 28V29H20ZM40 28V27H39ZM44 28V27H43ZM48 28V27H47ZM67 28H68V26H67ZM91 28V27H90ZM125 28V29H124ZM128 28V29H127ZM139 28V29H138ZM19 29H17V30H19ZM24 29H22V31H24ZM26 29V30H27ZM30 29H31V27H30ZM64 29V28H63ZM93 29V28H92ZM92 29H91V31H92ZM98 29H97V31H98ZM104 30H105V28H103ZM107 29V28H106ZM112 29V28H111ZM114 29V30H115ZM123 29V30H122ZM130 29H132V30H130ZM153 29V30H152ZM32 30V29H31ZM34 30V29H33ZM32 30V31H33ZM37 30V29H36ZM40 30V29H39ZM41 30H43L42 28H41ZM49 30V29H48ZM102 30V29H101ZM100 30V31H101ZM139 30V31H138ZM150 30H152V31H154V30H157V32H150ZM22 31H20V32H22ZM32 31H30V33L32 32ZM95 31V30H94ZM94 31H93V33H94ZM13 33H15L16 34V31H12ZM18 32V31H17ZM28 32H29V29H28ZM28 32H26L25 33V31H24V33H25V36L28 38V37H30V35L34 32V34H36V33H38L39 34V36H40V34H41V31H33L31 34H29ZM48 32V31H47ZM64 32V31H63ZM96 32V31H95ZM105 32H107V36H108V33L110 32V30H108L107 29V31L105 30ZM105 32H103V33H105ZM116 32V31H115ZM133 32V33H134ZM6 33V34H7ZM11 33V32H10ZM92 33V32H91ZM98 33H100V32H98ZM133 33H128L129 35H132V38L134 37H136L138 34H136V32H135V34H133ZM15 34H13V36L15 35ZM18 34V33H17ZM21 34V33H20ZM20 34H18L19 36H20ZM29 34V36H27ZM33 34V35H34ZM95 34V33H94ZM122 34V33H121ZM120 34V35H121ZM141 34H142V32H141ZM140 34V35H141ZM160 34H162V35H160ZM22 35V34H21ZM102 35H104V34H102ZM106 35V34H105ZM104 35V36H105ZM125 35V34H124ZM148 35H147V37H148ZM15 36H17V35H15ZM23 36V35H22ZM36 36H37V34H36ZM35 36V37H36ZM96 36H99V34H97ZM95 36V37H96ZM18 37V36H17ZM17 37H15L14 38V40L16 39V41H18L20 38H21V36H20V38H17ZM35 37H33L32 36V38H31V40L33 39V38H35ZM44 37V36H43ZM93 37V36H92ZM122 37H125V36H122ZM150 37V36H149ZM152 38H153V40L155 39V37L154 36H151ZM150 37V38H151ZM30 38H29V40H30ZM42 38V37H41ZM98 38V37H97ZM107 38V37H106ZM129 39H130V36L128 37ZM136 38H138V37H136ZM136 38H135V40H136ZM158 38V37H157ZM156 38V39H157ZM25 39V38H24ZM43 39V38H42ZM45 39V38H44ZM43 39V40H44ZM103 39V38H102ZM13 40V39H12ZM27 41H29L28 39H26ZM34 40L35 39H33V42H34ZM50 40V39H49ZM121 40V39H120ZM134 40V39H133ZM134 40V41H135ZM152 39H150V41L148 40V42L146 43V48L148 47V48H151L152 46H151V44H153L152 42H154ZM16 41H14V42H16ZM20 41H23V38H22V40H20ZM19 41V43L18 44H21V45H24V43L22 44L21 42ZM39 41V40H38ZM138 40H136V42H137ZM104 42V41H103ZM139 42V41H138ZM144 42H146V39L144 40ZM257 42L259 43H261L262 42V44L261 45H258L257 44ZM11 43H12V41H11ZM29 43V42H28ZM135 43V42H134ZM133 43V44H134ZM151 43V44H150ZM9 44V43H8ZM13 44V43H12ZM27 44V43H26ZM30 44V43H29ZM39 44V43H38ZM103 44V43H102ZM105 44V43H104ZM137 43H135L134 45H136ZM142 44H144V43H142ZM141 44V45H142ZM154 44H156V42H154ZM153 44V45H154ZM171 44H169L170 46H168V44H167V46H166V50H167V47L169 48V47H172L171 46ZM2 45V44H1ZM15 45V46H14ZM31 45V44H30ZM35 45V44H34ZM84 45H85V43H84ZM83 45V46H84ZM148 45V46H147ZM149 45H150V47H149ZM159 45V44H158ZM259 46V47H257L256 48V46ZM3 46V45H2ZM9 46V45H8ZM13 46L14 47H16V44H13ZM26 46V45H25ZM164 46V45H163ZM12 47V46H11ZM13 47V48H14ZM18 47V46H17ZM30 47V46H29ZM134 47H136V46H134ZM155 47V46H154ZM157 47V46H156ZM159 47V46H158ZM157 47V48H158ZM165 47V46H164ZM2 48V47H1ZM3 48H5V47H3ZM85 48V47H84ZM102 48V47H101ZM101 48H100V50H101ZM141 48H143L142 46H141ZM145 48V47H144ZM144 48H143V50H144ZM148 48L146 49L147 51H148ZM157 48H153L154 49V51H153V53L154 52H156L155 50L157 49ZM78 49V48H77ZM129 49H131V47L129 48ZM135 49V48H134ZM161 49V48H160ZM159 49V50H160ZM163 49H165V48H163ZM3 50H7L6 48L5 49H3ZM81 50V49H80ZM87 50V49H86ZM110 50V49H109ZM125 50V49H124ZM142 49H141V51H143ZM170 50V48L167 50V51H169ZM12 52H13V49L11 50ZM16 51V50H15ZM66 51V50H65ZM85 51V50H84ZM91 51V50H90ZM102 51V50H101ZM117 51V50H116ZM126 51V50H125ZM140 51V52H141ZM147 51H145L144 53H147ZM173 51H175V52H173ZM6 52V51H5ZM4 52V53H5ZM71 52V51H70ZM82 52V51H81ZM3 52L2 53H0L1 54V57L0 58H2V61H4L3 60V57H5V56H8V55H5V54H7V53H5L4 54ZM133 53V52H132ZM138 53L139 52H137V54H136V56H135V54H134V56H135V58H136V61H139V60H137L138 58H140V56L138 57ZM143 53V52H142ZM143 53V54H144ZM149 53V52H148ZM151 53V52H150ZM14 54H16V52L14 53ZM86 54V53H85ZM83 55V56H86V55ZM97 54V53H96ZM103 54H104V52H103ZM102 54V55H103ZM127 54V53H126ZM5 55V56H4ZM13 55V54H12ZM75 55H77L76 53H75ZM98 55H100L99 54V52H98ZM121 55V57H122V54H120ZM139 55H140V53H139ZM145 55V54H144ZM144 55H142L143 57H141V58H143L144 59ZM157 55V54H156ZM56 56V55H55ZM72 56H73V54H72ZM146 56V55H145ZM52 57V56H51ZM54 57V56H53ZM108 57V56H107ZM147 58L149 57L148 56V54H147V56H146ZM150 57H153V56H150ZM162 57V58H163ZM49 58H50V56H49ZM48 58V59H49ZM60 58V57H59ZM80 58V57H79ZM78 58V61H76L77 63L79 62L80 63V59ZM83 58V57H82ZM104 58H106L105 57V55H104ZM104 58H102V59H104ZM119 58V57H118ZM170 58H173L172 60H170ZM249 58H253L251 61H250V59ZM15 59V58H14ZM47 59V60H48ZM52 59H54V58H52ZM84 59V58H83ZM85 59H86V57H85ZM88 59V58H87ZM97 59V58H96ZM101 59V58H100ZM100 59H98V61H100ZM108 59V58H107ZM121 59V58H120ZM142 59V60H143ZM148 59H150V58H148ZM1 60V59H0ZM5 60H6V62H7V58L5 57ZM10 60V59H9ZM59 60V59H58ZM62 60V59H61ZM66 60V59H65ZM68 60V59H67ZM71 61H72V58L70 59ZM69 60V61H70ZM118 59L116 58V61H117ZM123 60V59H122ZM141 60V61H142ZM1 61V62H2ZM33 61V60H32ZM37 61V60H36ZM91 61V60H90ZM114 61H115V59H114ZM119 61V60H118ZM135 62V59L134 60H132V62ZM159 61H160V58H159ZM248 61H250V62H248ZM0 62V63H1ZM5 62V61H4ZM4 62H2V64L1 65H3L4 64ZM12 62V61H11ZM15 63H16V61H14ZM55 62H57L58 63V65L60 64V62H58V61H55ZM88 62V61H87ZM94 62V61H93ZM96 62V61H95ZM140 62V61H139ZM149 62V61H148ZM154 62H155V60H154ZM32 63V62H31ZM43 62H41V64H42ZM63 63V62H62ZM98 63V62H97ZM114 63V62H113ZM118 63V62H117ZM119 63H121V62H119ZM161 63V62H160ZM159 63V64H160ZM164 63H165V66H164ZM171 63L174 65H171ZM6 64H8V63H6ZM16 64H18V63H16ZM69 64V63H68ZM102 64V63H101ZM134 64V63H133ZM136 64V63H135ZM134 64V65H135ZM150 64H152V63H150ZM263 65V67L261 68V66ZM33 65L35 66V63L33 62L32 63V66L30 67L29 66V68H26V69H31L32 67H33ZM43 66H45L44 64H42ZM55 65V64H54ZM58 65H57V67H58ZM75 65V64H74ZM79 65V64H78ZM258 65H261V66H259V68H258ZM3 66H5L3 69H7V67H6V65H3ZM13 66V65H12ZM15 66V65H14ZM19 66H21V65H19ZM47 66V65H46ZM61 66V65H60ZM94 66V65H93ZM96 66V65H95ZM117 66V65H116ZM119 66V65H118ZM120 66H121V64H120ZM154 66V65H153ZM161 66V65H160ZM16 67H18V66H16ZM37 67V69H35V70H38V72H40L39 70L40 69H42V67H41V65L39 66V65H36L35 66V68ZM41 67V68H40ZM129 67H131V66H129ZM128 67V68H129ZM132 67H133V65H132ZM141 67H142V65H141ZM14 68V67H13ZM20 68H22V67H20ZM47 68H48V66H47ZM46 68V69H47ZM121 68V67H120ZM135 68V67H134ZM143 68V67H142ZM154 68H155V66H154ZM160 68V67H159ZM176 68V69H175ZM6 69L3 71V75L5 74L7 77L9 76V75H7L6 74ZM10 69H11V67H10ZM10 69H8V70H10ZM17 69V68H16ZM23 69V68H22ZM26 69H25V71H26ZM34 69V68H33ZM49 69V68H48ZM47 69V73H48V70ZM53 69V68H52ZM109 69V68H108ZM126 69V68H125ZM140 69V68H139ZM172 70V72L170 71V70ZM15 70V69H14ZM13 70V71H14ZM18 70V69H17ZM27 70V71H28ZM93 70H94V68H93ZM103 70V69H102ZM141 70V69H140ZM139 70V71H140ZM160 70V69H159ZM169 70V71H168ZM175 70V71H174ZM1 71V70H0ZM20 71V70H19ZM22 71H24V69L22 70ZM34 71V70H33ZM42 72H43V70H41ZM53 71V70H52ZM55 71V70H54ZM53 71V72H54ZM100 71V70H99ZM107 71L108 70H106V68H105V71H103V72H106V74L105 75H107L108 73H109V71H108V73H107ZM111 71V70H110ZM138 71V70H137ZM146 71V70H145ZM155 71V70H154ZM153 71V72H154ZM157 71V70H156ZM155 71V72H156ZM257 71V72H256ZM2 72V71H1ZM5 72V73H4ZM9 72V71H8ZM7 72V73H8ZM38 72H37V74L34 72V74H36V75H41V73L40 74H38ZM91 72V71H90ZM102 72V71H101ZM103 72H102V74H103ZM115 72V71H114ZM133 72V71H132ZM148 72L150 73L151 71H149V69H148ZM147 71L145 72V73H148ZM169 72V73H168ZM31 73V72H30ZM44 73V72H43ZM51 73V72H50ZM55 73L57 74V72L55 71ZM83 73H84V71H83ZM112 73V72H111ZM128 73V72H127ZM138 72H135V74H137ZM164 72H163V74L161 73V75H162V77L163 78H161V80L159 79V80H156V81H158V83H163L164 82V80L163 79H165L164 77H165V74ZM26 74V73H25ZM49 74V73H48ZM53 74V73H52ZM95 74V73H94ZM97 74H99V73H97ZM156 74V73H155ZM255 74H258L259 76H258V80L256 81V79H255ZM27 75V74H26ZM31 75V74H30ZM33 75V74H32ZM35 75V76H36ZM44 75V74H43ZM86 75H88V73L86 74ZM92 75V74H91ZM100 75V74H99ZM105 75L103 74V78L105 79ZM138 75V74H137ZM140 75V74H139ZM154 75V74H153ZM6 76H4V77H6ZM15 76V75H14ZM22 76V75H21ZM29 76V75H28ZM27 76V77H28ZM34 76V75H33ZM98 76V75H97ZM108 76V75H107ZM113 76V75H112ZM111 76V77H112ZM120 76V75H119ZM131 76L132 77H135V76H133L132 75V73H131ZM155 76V75H154ZM253 76V77H252ZM263 76H264V74H263ZM262 76V77H263ZM2 77V76H1ZM9 77H11V76H9ZM18 77V76H17ZM32 77V76H31ZM88 77V76H87ZM101 77V76H100ZM131 77V78H132ZM149 77V76H148ZM261 77V76H260ZM261 77V78H262ZM30 78V77H29ZM33 78V77H32ZM41 78V80H42V77H40ZM40 78L38 79V80H36L37 81V84H39L38 82H40ZM107 78L108 77H106V79L105 80H107ZM110 78V77H109ZM108 78V79H109ZM145 78H147V77H145ZM151 77H149V79H150ZM155 78V77H154ZM157 78V77H156ZM159 78V77H158ZM157 78V79H158ZM250 78L251 79H254L253 81L252 80H250ZM44 79V78H43ZM79 79V78H78ZM111 79V78H110ZM135 79V78H134ZM263 80H264V78H262ZM262 79H260V82H261V80ZM46 80V79H45ZM101 80V79H100ZM119 80V79H118ZM131 80V79H130ZM137 80V79H136ZM136 80H134V81H136ZM138 80L141 82V80L138 78ZM137 80V81H138ZM148 80V79H147ZM152 80H153V78H152ZM13 81V80H12ZM11 81V82H12ZM35 81V80H34ZM87 81V80H86ZM110 81V80H109ZM116 81H117V79H116ZM133 81V82H134ZM137 81H136V83H137ZM138 81V82H139ZM145 81V80H144ZM149 81V80H148ZM147 81V82H148ZM150 81H151V79H150ZM155 81V82H156ZM159 81H161V82H159ZM104 82V81H103ZM108 82V80L106 81V82H104V83H107ZM153 82V81H152ZM154 82V83H155ZM263 82V81H262ZM86 83V82H85ZM135 83V84H136ZM157 83V82H156ZM16 84V83H15ZM30 84V83H29ZM32 85L33 84H36V83H31ZM50 84V83H49ZM48 84V85H49ZM52 84V83H51ZM56 84V83H55ZM134 84V83H133ZM135 84H134V86H135ZM142 84V82L140 83V85ZM147 84V83H146ZM149 84V83H148ZM153 84V83H152ZM263 84V83H262ZM17 85H19V84H17ZM42 85V84H41ZM64 86H65V84H63ZM63 85H62V88H63ZM89 85V84H88ZM95 85V84H94ZM113 85L114 84H112V87H113ZM117 85V87H118V83L116 84ZM130 85V84H129ZM128 85V86H129ZM137 85H138V83H137ZM145 85V84H144ZM156 85V84H155ZM154 85V86H155ZM167 85V84H166ZM23 86H25V85H23ZM38 85H36V87H37ZM45 86V85H44ZM43 86V89L45 88ZM50 86V89H51V85H49ZM49 86H46V91H50V89L48 88V90H47V87H49ZM67 86V85H66ZM65 86V87H66ZM71 86V85H70ZM158 86L161 88V87H163L164 88V83L162 84V86H160L159 84L157 85V88H158ZM168 86V85H167ZM262 86H264V85H262ZM11 87V86H10ZM10 87L8 88V90H6V91H4V93H2V94H0V109H2L3 111H4V114H6V116L3 114V111H1L2 113H0V114H2V116L4 115V117L3 118H1L0 119V141L2 142H0V152H2L3 150H6V151H4L0 156V165H1V167L2 166H4L3 165V163L4 162H2V158H4L6 161H7V163H9L10 165H6L5 163V166L3 167L4 169L3 170H5V172L2 170V168L0 167V169H1V173H3V174H1L0 173V178H1V176L2 175H5V176H3V178H1V180L2 179H4L6 176L7 177H9L8 176V174H11V173H13V175H14V173H16L15 175H17V176H13V175H10V177L9 178H11V180L9 179V182L10 183H13L14 182V179L12 178V177H15L16 178V181L19 183L20 182V184L22 183V182H24V181H20V180H23L22 178H23V175L22 176H20V174H18L17 172H13L15 169H17L16 167H19L20 165H18V159L16 160L17 162V166L16 167H14L15 165H14V161H15V159H14V157L16 156V155H19L20 154V156L21 155H23L22 154V152L23 151H25L27 148H29V147H31L30 149H33V147H34V145L37 147V145H38V148H40L39 146H43L44 144L42 143V137H40V135H45V137L46 138H48L47 136H50L49 135V133H51L52 132V130L51 129H49L50 127H52L51 125H49V128H45L46 129V131H50L49 133H48V135L46 136V134H41L42 132H44L45 131V129L43 130V131H41L40 133H39V135H34V136H30L32 139H31V143H32V141H33V143L32 144H30L29 142H30V140H27V139H25V136H26V133H27V135H28V133L30 134V132H32L31 131V128L28 126V124L24 121V120H26V119H23V117H22V115L21 116H19L20 114H22V113H24V112H21L20 113V109H21V106H22V102L24 101V100H27L26 98H27V96H25V94L26 93H28V91H30L32 94H36L37 92H35V90H36V87H34V86H29L26 90H22L21 88V90L22 91H20V92H18V91H16L17 89H15V87L14 86H12V87H14V88H11L10 89ZM55 87H57V86H55ZM64 87V88H65ZM73 87V86H72ZM89 87V86H88ZM138 87V86H137ZM142 87V86H141ZM140 87V88H141ZM171 87V86H170ZM17 88V87H16ZM54 88V87H53ZM59 89L61 88V87H58ZM57 88V89H58ZM64 88L62 89V90H64ZM67 88V87H66ZM70 88V87H69ZM78 88V87H77ZM84 88V87H83ZM86 88V87H85ZM129 88V87H128ZM155 88V87H154ZM179 88L181 89L180 91H178L179 90ZM2 89V88H1ZM24 89V88H23ZM35 89V90H34ZM38 89H39V91L41 90L42 91V88L41 87H39L38 86ZM59 89H58V92H59ZM71 89V88H70ZM75 90H76V88H74ZM87 89V88H86ZM91 89V88H90ZM90 89H88V90H90ZM111 89V88H110ZM113 89H115L114 87H113ZM118 89V88H117ZM121 89V88H120ZM126 89H127V87H126ZM133 89V88H132ZM137 89V88H136ZM139 89V88H138ZM142 89H144V86H143V88ZM162 89V88H161ZM160 89V90H161ZM167 89V88H166ZM166 89H164V90H166ZM175 89V88H174ZM66 90V89H65ZM77 90H81V88L80 89H77ZM76 90V91H77ZM106 90H108V87H107V89ZM105 90V91H106ZM130 90V89H129ZM129 90H127V91H129ZM158 90V89H157ZM37 91V90H36ZM56 91V90H55ZM54 91V92H55ZM67 91H70V94L72 95L73 93H71L72 91H74V90H67ZM113 91V90H112ZM116 91V90H115ZM126 91V92H127ZM145 91V90H144ZM143 90H142V92H144ZM162 91V90H161ZM161 91H158L159 93L161 92ZM50 92H52V91H50ZM63 92V91H62ZM84 92H85V90H84ZM87 92H89V91H87ZM87 92H86V94H87ZM138 92V91H137ZM154 92H155V89H154ZM171 92V91H170ZM178 92V93H177ZM67 93V92H66ZM64 93L63 94V96L65 95L66 97H67V94L69 93ZM77 93V92H76ZM105 93V92H104ZM116 93H117V91H116ZM129 93V92H128ZM139 93H141V91L139 90ZM172 93V92H171ZM170 93V94H171ZM46 94V93H45ZM52 94V93H51ZM60 94H61V89H60ZM75 94V93H74ZM74 94L72 95V97L74 96ZM78 94V93H77ZM80 94V93H79ZM79 94L78 95H76V96H78L79 97ZM113 95H114V91H113V93H112ZM143 94V93H142ZM145 94V93H144ZM166 95H167V93H165ZM54 95V94H53ZM62 95V94H61ZM71 95H70V97H71ZM81 95H82V92H81ZM90 95V94H89ZM110 95V94H109ZM108 95V96H109ZM125 96H126V94H124ZM123 95V96H124ZM129 95V94H128ZM134 95H137V96H139L138 94H134ZM206 95H208L207 97H206ZM31 96V95H30ZM37 96H39V95H37ZM37 96H35V97H37ZM62 96V100L64 101V97ZM69 96V95H68ZM87 96L88 95H86L85 96V98H87ZM108 96L106 97V98H104L106 101H110V99L108 98ZM130 96H131V94H130ZM136 96V97H137ZM169 96V95H168ZM168 96H165L166 98L168 97ZM171 96V95H170ZM25 97V98H24ZM55 97V96H54ZM70 97H67L68 99L70 98ZM75 97V96H74ZM78 97H76V100H80V97H79V99H77ZM98 97V96H97ZM113 97H115V96H113ZM127 97V96H126ZM134 97V96H133ZM146 97V96H145ZM199 97H202V100H200L201 98H199ZM32 98V97H31ZM40 98V97H39ZM38 97H37V100L39 99ZM56 98V97H55ZM58 98V97H57ZM57 98L56 99H54L55 101L57 100ZM89 98V97H88ZM196 98H199V101L200 102H197V100H196ZM205 98H207L208 100H210L209 102H210V104L208 103V100L205 102L206 104H201L202 102H204L205 100ZM210 98V99H209ZM90 99V98H89ZM89 99H87V100H89ZM109 99V100H108ZM116 99V98H115ZM124 99V98H123ZM143 99V98H142ZM139 100V103H140V101H143V100ZM158 99H159V97H158ZM165 98H163V100H164ZM180 99V100H179ZM51 99H48V101L50 102L49 103V106L51 105V101H50ZM61 100V99H60ZM76 100H73V101H76ZM126 100H127V102H126ZM131 100V99H130ZM129 100V101H130ZM152 100V99H151ZM166 100V99H165ZM191 100V101H190ZM194 102H193V101ZM204 100V101H203ZM58 101V100H57ZM70 102H71V100H69ZM84 101V100H83ZM93 101V100H92ZM92 101H88V102H92ZM102 101H103V99H102ZM114 101V100H113ZM157 101H159V100H157ZM167 101V100H166ZM170 101V100H169ZM168 101V102H169ZM37 102V101H36ZM53 102V101H52ZM60 102V101H59ZM59 102H58V104H59ZM66 102H67V104H69L68 103V101L66 100ZM87 101H84V102H82V103H86ZM87 102V103H88ZM111 102V101H110ZM117 102V101H116ZM124 103L123 104H125V102L127 103V104H129L128 103V99H125V101H123ZM155 102V101H154ZM165 102V101H164ZM163 102V103H164ZM192 102V103H191ZM54 103H56V102H54ZM74 103H76V102H74ZM93 103H96V102H93ZM99 103V102H98ZM105 103V102H104ZM114 103V102H113ZM118 103V102H117ZM138 103V102H137ZM143 103V102H142ZM141 103V104H142ZM153 103V102H152ZM160 103V102H159ZM166 103V102H165ZM164 103V104H165ZM195 103V104H196ZM37 104V103H36ZM35 104V105H36ZM41 104V103H40ZM61 104V103H60ZM71 104V103H70ZM77 104V103H76ZM168 104H170V103H167V105ZM176 104H177V102H176ZM179 104V103H178ZM184 104V105H185ZM209 104V105H208ZM29 105V104H28ZM44 105H46V102H45V104ZM43 104H42V106H40L41 108H43V111H44V109H46L45 111H50L49 113H51L52 111H51V109L50 108H48V110H47V108H44V107H47V106H44ZM55 105H57V104H55ZM81 105H83V104H80V106ZM91 105V104H90ZM99 105V104H98ZM107 105L109 106V105H111V104H108L107 103ZM106 105V106H107ZM119 105V104H118ZM136 105V104H135ZM139 105V104H138ZM137 105V106H138ZM181 105H183L182 103H181ZM183 105V106H184ZM190 105H188V106H190ZM252 105V106H251ZM44 106V107H43ZM54 106V105H53ZM52 106V107H53ZM85 106V105H84ZM84 106H82V107H84ZM95 106V105H94ZM106 106H104V107H106ZM115 106V105H114ZM124 107L126 106V105H123ZM141 106V105H140ZM139 106V107H140ZM176 106V105H175ZM208 106H210V108L208 109V111H211L210 109L212 108V111H214V113L212 114V112H208V111H206L207 110V107ZM59 107H61V106H59ZM110 107V106H109ZM109 107H106V108H103L104 110L106 109V111H107V109L109 108ZM111 107H112V105H111ZM118 108L120 107V106H117ZM123 107V108H124ZM162 107H164V106H162ZM171 107V106H170ZM185 107V106H184ZM191 107L193 108V105H191ZM191 107L189 108L188 107V111L191 109ZM196 107V108H197ZM215 107V109L213 110V108ZM33 108V107H32ZM61 108H63V107H61ZM78 108V107H77ZM77 108H75L74 110L76 111V109ZM89 108H91V106L89 107ZM98 108V107H97ZM113 108V107H112ZM117 108V109H118ZM122 108V109H123ZM134 108V107H133ZM141 108V107H140ZM165 108V107H164ZM164 108H162L163 109V111L166 113V114H170V113H168V111L169 110H166V109H168L167 107L165 108V110H164ZM183 108V107H182ZM186 108H187V106H186ZM194 109V110H198V112H195V113H199V110H200V108L199 109ZM205 108V110L203 111V109ZM50 109V110H49ZM56 109V108H55ZM55 109H54V111H55ZM121 109V110H122ZM139 109V108H138ZM142 109V108H141ZM173 109V108H172ZM179 109H180V107H179ZM184 109V108H183ZM243 109V110H242ZM245 109V110H244ZM66 110V109H65ZM65 110H63V111H65ZM115 110V109H114ZM119 110V109H118ZM131 110H132V108H131ZM130 110V111H131ZM134 110V109H133ZM137 110V109H136ZM155 110V109H154ZM192 110V109H191ZM193 110V111H194ZM242 110V111H241ZM247 110V112H245ZM22 111V110H21ZM26 111H27V109H26ZM61 111V110H60ZM78 111V110H77ZM76 111V112H77ZM171 111V110H170ZM174 111V110H173ZM183 111V110H182ZM184 111H185V109H184ZM249 111V112H248ZM114 112H117V111H114ZM134 112H136V111H134ZM157 112V111H156ZM159 112H160V110H159ZM158 112V113H159ZM71 113V112H70ZM100 113H101V111H100ZM99 113V114H100ZM119 113H120V111H119ZM118 113V114H119ZM163 112H161L159 115L161 116V114H162ZM183 113L185 114V112H182L181 114L183 115ZM188 113V112H187ZM186 113V114H187ZM24 114H26V113H24ZM42 114V113H41ZM58 114V113H57ZM104 114H105V111H104ZM110 114V113H109ZM117 114V115H118ZM132 114H133V112H132ZM136 114V113H135ZM166 114H165V116H166ZM194 114V113H193ZM200 114H201V111H200V113H199V115H198V118L200 117ZM206 114V115H207ZM212 114V115H211ZM46 115H48V113H46L45 112V116ZM55 114H54V112H53V117H55L54 116ZM59 115V114H58ZM65 115V114H64ZM64 115H63V117H64ZM67 115V114H66ZM65 115V116H66ZM114 115H116V113L114 114ZM158 115V116H159ZM177 115V114H176ZM1 116V115H0ZM31 116V115H30ZM71 116V115H70ZM100 116V115H99ZM106 116V115H105ZM157 116V115H156ZM163 116V115H162ZM161 116V117H162ZM164 116V117H165ZM169 116H171V117H173L172 115H169ZM169 116H167V117H169ZM180 116V115H179ZM191 116V115H190ZM209 116V115H208ZM25 117H26V115H25ZM133 117V116H132ZM155 117V116H154ZM160 117V118H161ZM166 117V118H167ZM185 117V116H184ZM201 117H202V115H201ZM201 117L199 118V120L201 119ZM205 117H207V116H205ZM215 117V116H214ZM14 118L15 119H19L20 121H21V126H22V129L24 130V132H25V134L23 135V136H20L19 137V139L18 140H16V141H14V137H16V134L18 133H16V134H14L13 132H11V131H13L14 130V128H13V130H12V128H10V126H12L13 124L11 123L12 121H11V119L14 121ZM29 118V117H28ZM31 118V117H30ZM44 118V117H43ZM47 119H48V117H46ZM45 118V119H46ZM62 118V117H61ZM123 118V117H122ZM135 118H136V116H135ZM142 118H143V116H142ZM151 118H153V117H151ZM151 118H150V122L148 123V124H150L151 122H152V120H151ZM181 118V117H180ZM190 118V117H189ZM203 118V117H202ZM39 122H38V124L41 122V125H42V123H43V127H44V124L46 123L45 122V120L43 119V121L41 120V118L39 117ZM46 119V120H47ZM106 119H107V117H106ZM126 119V118H125ZM149 119V118H148ZM163 119V118H162ZM171 119V118H170ZM197 119V118H196ZM205 119V118H204ZM218 119H219V117H218ZM8 120H10L11 122H9V123H11V125L9 126L8 125ZM108 120V119H107ZM137 120V119H136ZM145 120V119H144ZM159 120V119H158ZM188 120V119H187ZM192 120V119H191ZM190 120V121H191ZM198 120V119H197ZM201 120H202V122H201ZM200 120V122L201 123H203V119H201ZM49 121V120H48ZM106 121V120H105ZM165 121V120H164ZM167 121H169V119L167 120ZM172 121V120H171ZM170 121V122H171ZM175 121H176V119H175ZM181 121V120H180ZM208 121V120H207ZM207 121H205V122H207ZM16 123H17V121H15ZM148 122V121H147ZM185 122H186V120H185ZM195 122H197V121H195ZM194 122V123H195ZM210 122V121H209ZM223 122L221 123V125L223 124ZM18 123H20V122H18ZM50 123H51V121H50ZM160 123V122H159ZM164 123V122H163ZM172 123V122H171ZM187 123V122H186ZM36 124V123H35ZM37 124V125H38ZM47 124H49V123H47ZM147 124V123H146ZM196 124V123H195ZM213 124V123H212ZM19 125V124H18ZM17 125V126H18ZM33 125H34V123H33ZM53 125V124H52ZM106 125V124H105ZM152 125H153V122H152ZM152 125H147L148 127H150V126H152ZM154 125H155V121H154ZM158 125V124H157ZM156 125V126H157ZM161 125H162V123H161ZM164 125V124H163ZM163 125L161 126V127H163ZM169 125V124H168ZM197 125V124H196ZM203 125H205V124H203ZM202 125V126H203ZM214 125V124H213ZM212 125V126H213ZM14 126V125H13ZM47 126V125H46ZM54 126V125H53ZM172 126V125H171ZM183 126V125H182ZM186 126V125H185ZM200 125H198V127H199ZM208 126V125H207ZM209 126H211V125H209ZM208 126V127H209ZM34 127V126H33ZM160 127V128H161ZM178 127H180V126H178ZM187 127H189V124H188V126ZM192 127V126H191ZM194 127V126H193ZM213 127H215V126H213ZM225 127V128H224ZM15 128H17L16 127V125H15ZM53 128V127H52ZM123 128V127H122ZM143 128V127H142ZM144 128H145V126H144ZM155 128V127H154ZM167 128V127H166ZM165 128V129H166ZM186 128V127H185ZM203 129L204 128H206V126L204 127H202ZM217 128V127H216ZM220 128V127H219ZM161 129H163V128H161ZM179 129V128H178ZM190 129V128H189ZM199 129H201V128H199ZM202 129V130H203ZM208 129V128H207ZM211 129H212V127H211ZM220 129H222V128H220ZM223 129H222V131H223ZM245 129V128H244ZM18 130V129H17ZM20 130V129H19ZM23 130L21 131V132H23ZM118 130V132H119V129H117ZM124 130V129H123ZM143 130V129H142ZM151 129H149V128H147V131H150ZM174 130V129H173ZM183 130V129H182ZM219 130V129H218ZM224 130V131H225ZM249 130H251V131H249ZM30 131V132H29ZM116 131V130H115ZM140 131V130H139ZM152 131H154V129H152ZM164 131V130H163ZM176 131V130H175ZM186 131V130H185ZM194 131V130H193ZM198 132H199V130H197ZM208 131H209V129H208ZM225 131V132H226ZM245 131V130H244ZM244 131H243V133H244ZM23 132V133H24ZM34 132V131H33ZM85 132V131H84ZM117 132V131H116ZM196 132V131H195ZM194 132V133H195ZM216 132H218V131H216ZM240 132V133H239ZM247 132H249V133H247ZM254 132H256V133H254ZM259 132H260V134H259ZM99 133V132H98ZM106 133V132H105ZM110 133H113V131L111 130V132ZM109 133V134H110ZM141 133H142V131H141ZM145 133V132H144ZM147 133V132H146ZM178 133V132H177ZM184 133V132H183ZM203 133V132H202ZM206 133V132H205ZM223 133V132H222ZM53 134V133H52ZM51 134V135H52ZM59 134H61L60 133V130H59ZM63 134V133H62ZM84 134H86V133H83V134H81L82 136L84 135ZM100 134V133H99ZM120 134V133H119ZM123 134V133H122ZM152 134V133H151ZM155 134V133H154ZM161 134V133H160ZM159 134V135H160ZM173 134V133H172ZM175 134H176V132H175ZM199 133H197V135H198ZM200 134H201V132H200ZM199 134V135H200ZM223 134H225V133H223ZM222 134V135H223ZM57 135V134H56ZM72 135V134H71ZM80 135V136H81ZM126 135V134H125ZM192 135V134H191ZM194 135V134H193ZM192 135V136H193ZM203 135V134H202ZM211 135H212V133H211ZM227 135V134H226ZM244 134H242V136H243ZM28 136V137H29ZM81 136V137H82ZM86 136V135H85ZM84 136V137H85ZM97 137H98V135H96ZM112 136V134H110L109 135V137H111ZM117 136V135H116ZM144 136V138L146 137L147 138V136H145V135H143ZM163 136H164V134H163ZM162 136V137H163ZM174 136V135H173ZM184 136V135H183ZM189 136V135H188ZM206 136V135H205ZM208 136V135H207ZM213 136V135H212ZM225 136V135H224ZM36 137H38V138H36ZM61 138L63 137H65V136H60ZM60 137H58V138H60ZM97 137H95V138H97ZM105 137V136H104ZM142 137V136H141ZM148 137L149 138H151L149 135H148ZM152 137H154V136H152ZM159 137V136H158ZM161 137V138H162ZM171 137V136H170ZM219 137V136H218ZM36 138V139H35ZM40 138V140H41V143L43 144V145H41V143H39L40 142V140H38ZM50 138V137H49ZM63 138H62V140H63ZM83 138V137H82ZM88 138V137H87ZM90 138V137H89ZM138 138H139V136H138ZM143 138V137H142ZM160 138V139H161ZM199 138H201V137H199ZM227 138V137H226ZM241 138H245V135L243 136V137H241ZM9 139V141H11L12 140V144H11V146L10 147H6L7 146V144L6 143H8V142H6L5 140H8ZM107 139H109L108 137H107ZM112 139L114 140V144L118 141V139H117V137L116 138H113L112 137ZM117 139V140H116ZM121 139H124V136H123V138H121ZM156 139V138H155ZM170 139V138H169ZM178 139V138H177ZM180 139V138H179ZM182 139H184V138H182ZM198 139V138H197ZM196 139V140H197ZM222 139V138H221ZM221 139H220V141H221ZM240 139V138H239ZM246 139V140H247ZM70 140H72L71 138H70ZM75 140V139H74ZM76 140H79V139H76ZM75 140V141H76ZM136 140V139H135ZM142 141H143V139H141ZM152 140V139H151ZM200 140V139H199ZM219 140V139H218ZM241 140V139H240ZM239 140V141H240ZM252 140V141H251ZM37 141H38V143H37ZM47 141V142H46ZM50 142L49 143H51L52 141H53V139H51L50 138V140H49ZM73 141V140H72ZM81 141V140H80ZM92 141V140H91ZM94 141L96 142V140L94 139ZM116 141V142H115ZM124 141H126L125 139H124ZM130 141V140H129ZM148 141V140H147ZM153 141V140H152ZM156 141H157V139H156ZM159 141V140H158ZM161 141H163V138H162V140ZM172 141H174V140H172ZM195 141V140H194ZM209 141V140H208ZM233 141V142H232ZM237 141H238V139H237ZM5 142V143H4ZM43 142H46L45 143V145L48 143V140L47 139H45V141H43ZM54 142V141H53ZM52 142V143H53ZM60 142H62V141H60ZM74 142V141H73ZM78 141H76V143H77ZM119 142V141H118ZM122 142H123V140H122ZM133 142V141H132ZM132 142H131V144H132ZM135 142V141H134ZM136 142H140V141H136ZM170 142V141H169ZM179 142H180V140H179ZM182 142V141H181ZM200 142V141H199ZM218 142V141H217ZM227 142V141H226ZM242 142V141H241ZM55 143V142H54ZM58 143V142H57ZM56 143V144H57ZM80 143V142H79ZM90 143V142H89ZM103 142H101V144H102ZM111 143V142H110ZM121 143V142H120ZM129 144V142H126L125 144ZM142 142H140V144H141ZM149 143V142H148ZM162 143V142H161ZM167 143H168V140H167ZM175 143H177V141H175ZM183 143V142H182ZM194 143V142H193ZM200 143H202V141L200 142ZM233 143H235V144H233ZM5 146H4V145ZM29 144H30V146H29ZM112 144V143H111ZM113 144V145H114ZM119 144V143H118ZM118 144H116V145H118ZM150 144H151V142H150ZM179 144H181V143H179ZM188 144V143H187ZM197 144V143H196ZM210 144V143H209ZM228 143H226V145H227ZM238 144H240L239 142H238ZM237 144V145H238ZM53 145V144H52ZM66 145V144H65ZM80 145V144H79ZM83 145V144H82ZM108 145H109V143H108ZM124 145V144H123ZM138 145H139V143H138ZM143 145V144H142ZM161 145H164V143H162ZM168 145H169V143H168ZM177 145V144H176ZM191 145V144H190ZM216 145H218V144H216ZM225 145V146H226ZM243 145V144H242ZM51 146V145H50ZM73 146H74V143H73ZM81 146V145H80ZM102 146V145H101ZM105 145H103V147H104ZM120 146V145H119ZM132 147H133V145H131ZM130 146V147H131ZM135 146V145H134ZM151 146V145H150ZM150 146H148V147H150ZM152 146H153V144H152ZM165 146H167V145H164L163 147H165ZM189 146V145H188ZM224 146V145H223ZM222 146V147H223ZM228 146H230V144L228 145ZM236 146V145H235ZM249 146V147H250ZM44 147V146H43ZM47 147V146H46ZM46 147H44L45 149H47ZM51 147H54V146H51ZM96 147V146H95ZM115 146H113L112 148H114ZM122 147V146H121ZM119 148V149H122V148ZM125 147V146H124ZM130 147L129 148H126L127 149V151L126 152H129L131 149H130ZM138 148L140 147V146H137ZM154 147H156L155 146V144H154ZM183 147V146H182ZM186 147V146H185ZM227 147V146H226ZM240 147L241 148H243L241 145H240ZM248 147V146H247ZM6 148H8V149H6ZM44 148H40V149H34L35 150V152H38L39 154H40V152H42V151H40L41 149L44 151ZM50 148V147H49ZM49 148H48V150H46L45 152L46 153H49L50 152V150H49ZM89 148H90V146H89ZM88 148V149H89ZM134 148H136V146L134 147ZM137 148V149H138ZM166 148H168V147H166ZM173 148V147H172ZM174 148H175V145H174ZM178 148H180L179 146H178ZM206 148V147H205ZM210 148V147H209ZM214 148V147H213ZM233 148V147H232ZM3 149V150H2ZM59 149V148H58ZM57 149V150H58ZM93 149V148H92ZM96 149V148H95ZM94 149V150H95ZM109 149V148H108ZM118 149V148H117ZM130 149V150H129ZM176 149H177V146H176ZM183 149H184V147H183ZM182 149V150H183ZM190 149V148H189ZM217 149V148H216ZM224 149V148H223ZM229 149V148H228ZM38 150V151H37ZM56 150V151H57ZM101 150V149H100ZM124 150V149H123ZM129 150V151H128ZM178 150V149H177ZM180 150V149H179ZM202 150H203V148H202ZM201 150V151H202ZM206 149H204V155L207 153L206 151H205ZM214 150V149H213ZM234 150H236L235 148H234ZM28 151V150H27ZM26 151V152H27ZM30 151V150H29ZM52 151V150H51ZM119 151V150H118ZM134 151V150H133ZM136 151V150H135ZM148 152H149V150H147ZM155 151V150H154ZM162 151H163V149H162ZM208 151H210V150H208ZM219 151H220V149H219ZM228 151V150H227ZM233 151V150H232ZM238 151H240L239 150V148H238ZM31 152H32V150H31ZM31 152L30 153H26L25 154V152H24V156H28V157H26V159L28 158H30V156H31V159H32V157H33V159H35V155L36 154H34V151L32 152V155H31ZM67 152V151H66ZM70 152V151H69ZM91 152V151H90ZM104 152V151H103ZM115 152H117L116 150H115ZM114 151H113V153H115ZM131 152V151H130ZM152 152V151H151ZM155 152H157V151H155ZM155 152L153 153V155H155ZM178 152V151H177ZM177 152H175V153H177ZM186 152V151H185ZM188 152V151H187ZM213 152H215V151H213ZM225 152V151H224ZM224 152L222 151V153L224 154ZM241 152V151H240ZM37 153V154H38ZM43 153V152H42ZM46 153H43V155L45 154L46 155ZM54 153V152H53ZM63 153V152H62ZM102 153V152H101ZM100 153V154H101ZM112 153V154H113ZM122 153H125V151L124 152H122ZM132 153V152H131ZM136 153V152H135ZM202 153V152H201ZM200 153V154H201ZM216 153V152H215ZM221 153V152H220ZM229 153H230V151H229ZM28 154V155H27ZM39 154H38V158H41L42 160H45L44 162H40L41 163V166L43 165V167H41L40 166V168L39 169H43V168H49L50 166H52V167H54V169H55V166H54V164H53V162H54V160H53V158L54 157H52L53 156V154H51V155H49V154H47L46 155V157L47 158H45V157H43V155L42 156H39ZM57 154V153H56ZM67 154V153H66ZM94 154V153H93ZM95 154H96V151H95ZM99 154V158L100 159H98V160H96L97 161V163H99V161H101L102 159H101V155ZM117 154V153H116ZM127 154V153H126ZM144 154H146V153H144V150H143V155ZM172 154H173V152H172ZM171 154V155H172ZM178 154V153H177ZM189 154H191V153H189ZM203 154V153H202ZM217 154H219V153H217ZM233 154V153H232ZM231 154V155H232ZM242 154H243V152H242ZM2 155H4V157H2ZM48 155H49V158H51L50 160H48ZM54 155H55V153H54ZM59 155H60V153H59ZM102 155H103V153H102ZM121 155V154H120ZM128 155V154H127ZM142 155V156H143ZM149 155V154H148ZM184 155H188V153L187 154H181V156H184ZM213 155H215V154H213ZM229 155V154H228ZM245 155V154H244ZM61 156H62V154H61ZM60 156V157H61ZM67 155H65V156H63V159L65 160V158L67 159L68 158V156L66 157ZM85 156V155H84ZM91 156V155H90ZM112 156V155H111ZM116 156V155H115ZM135 156V155H134ZM146 156V155H145ZM144 156V157H145ZM149 156H151V155H149ZM179 156V158H177L178 159V161H176V160H174V158H173V160L174 161H176V162H179V160L181 159V157H180V155H178ZM192 156V155H191ZM203 156V155H202ZM19 157V156H18ZM60 157L58 158V159H60ZM77 157H78V155H77ZM87 157V156H86ZM93 157V156H92ZM106 157H108V156H106ZM127 157V156H126ZM152 157V156H151ZM156 157V156H155ZM157 157H158V155H157ZM167 157H168V155H167ZM166 157V158H167ZM185 157V156H184ZM188 157V156H187ZM214 157V156H213ZM223 157V156H222ZM231 157V156H230ZM229 157V158H230ZM9 158V159H8ZM20 158H23V157H20ZM38 158H36V160H34V162H39V160H38ZM79 158V157H78ZM97 157H95L94 159H96ZM112 158V160H113V163L114 164H118V162L116 161V163H115V159H113V157H111ZM115 158V157H114ZM120 158H122L123 159V157H120ZM120 158H118L117 157V160L118 159H120ZM125 158V157H124ZM129 158V159H128ZM131 157H127V159L128 160H126L125 159V161H128L129 162V160H130V162L132 161L131 159H130ZM141 158V157H140ZM154 158V157H153ZM176 158V157H175ZM13 159H14V161H13ZM32 159V160H33ZM40 159V160H41ZM55 159V158H54ZM77 159V158H76ZM76 159H75V161H76ZM85 159V158H84ZM84 159H83V161H84ZM91 159V158H90ZM93 159V158H92ZM92 159H91V162H93L92 161ZM106 159V158H105ZM144 159V158H143ZM142 159V160H143ZM146 159V158H145ZM157 159V158H156ZM164 159V158H163ZM182 159H185V158H182ZM181 159V160H182ZM199 158H197V160H198ZM206 159V158H205ZM215 159V158H214ZM222 160H223V158H221ZM220 159V160H221ZM243 159H245L244 160V162H242V160ZM5 160H3V161H5ZM30 160V159H29ZM31 160V161H32ZM53 161V162H51L50 163V161ZM56 160H57V158H56ZM77 160H79V159H77ZM153 160V159H152ZM151 160V166L152 167H150L149 166V163L148 162H144L145 164H147L148 165V167H146V170H147V168H148V170H147V173L149 174L150 172H153V174H154V171H155V169H157V167L154 169L153 167H154V165H156L157 163H159L158 162V160L159 159H157L156 160V162H155V160H153L152 161ZM181 160H180V163H181ZM220 160H218V161H220ZM227 159L225 158V162H227L226 161ZM13 161V163H11ZM26 161V160H25ZM47 161H49V162H47ZM87 161H88V159H87ZM123 161V160H122ZM122 161H120V162H122ZM138 161V160H137ZM163 161V160H162ZM206 161H207V159H206ZM24 162V161H23ZM33 162V161H32ZM46 162V163H45ZM57 162V161H56ZM60 162L62 163V159H60ZM59 162V163H60ZM129 162V163H130ZM170 162H171V160H170ZM183 162V161H182ZM185 162H187V159H186V161H184V163ZM198 162V161H197ZM205 162V161H204ZM213 162V161H212ZM31 163V162H30ZM43 163V164H42ZM47 163L50 165H47ZM63 163H66V162H64L63 161ZM105 163H107V161L105 160L104 162H103V164H105ZM124 163V162H123ZM154 163V164H153ZM156 163V164H155ZM171 163H174V162H171ZM179 163V164H180ZM184 163H182L183 165H184ZM219 163H221V161L219 162ZM19 164H21V161H19ZM33 164V166L36 168V166H35V163H32ZM46 164V165H45ZM56 164V163H55ZM75 164H78V163H76L75 162ZM74 163H73V165L72 166H74L75 165ZM116 164V165H117ZM141 164V163H140ZM139 164V165H140ZM170 164V163H169ZM181 164V165H182ZM190 164V163H189ZM203 164V163H202ZM215 164V163H214ZM31 165V164H30ZM57 165L58 166H60L58 163H57ZM57 165H56V169L55 170H57V172H58V170H62V168H57ZM91 165H92V163H91ZM90 165V166H91ZM125 165V164H124ZM130 165L133 167V165H134V167H133V169L135 168V165H137V164H133L132 165V163L131 164H129V167H130ZM167 165V164H166ZM171 165V164H170ZM188 165V164H187ZM208 165V164H207ZM217 165V164H216ZM32 166V167H33ZM38 166H39V164H38ZM45 166V167H44ZM47 166H49V167H47ZM63 166H65V165H63ZM72 166H68L67 165V167H69V168H71ZM80 166H81V164H80ZM104 166H106V165H104ZM112 166V165H111ZM115 166V165H114ZM127 166V165H126ZM172 166H174V165H172ZM198 166H200V163H199V165ZM203 166H205V164L203 165ZM219 166H218V168H219ZM25 167V166H24ZM88 167V166H87ZM125 167V166H124ZM128 167V166H127ZM132 167H130V169H132ZM139 167V166H138ZM145 167V166H144ZM150 167V168H149ZM169 167V165L167 166V168ZM184 167V166H183ZM208 167V166H207ZM214 167H216V166H213L212 168H214ZM75 168V167H74ZM91 168V167H90ZM89 168V169H90ZM93 168V167H92ZM122 168V167H121ZM165 169V170H162V172L164 173V174H166L167 172H168V169ZM173 167H171V168H169V169H171V170H173L172 169ZM186 168V167H185ZM203 168V167H202ZM211 168V169H212ZM38 169V170H39ZM50 169V168H49ZM66 169V168H65ZM84 169V168H83ZM95 169V168H94ZM94 169H93V172H94ZM98 169V168H97ZM96 169V170H97ZM132 169V170H133ZM153 171H152V170ZM204 169V168H203ZM205 169L207 170V168L205 167ZM204 169V170H205ZM46 169H44L42 172L43 173H38L39 171H36V173H38V175L40 176V180H41V178L44 180V177H46L47 178V175L45 176V173H46V171H45ZM48 170V169H47ZM88 170V169H87ZM129 170V169H128ZM146 170L144 169V172H146ZM151 170V171H150ZM160 170V171H161ZM176 170V169H175ZM192 170V169H191ZM194 170V169H193ZM204 170H201L202 171V173L204 172ZM213 170V169H212ZM18 171V170H17ZM41 171V170H40ZM53 171V170H52ZM70 171V170H69ZM75 171V170H74ZM90 171V170H89ZM107 171V170H106ZM130 171V170H129ZM149 171V172H148ZM158 171V170H157ZM165 171H167V172H165ZM181 171V170H180ZM183 171V170H182ZM186 171V170H185ZM189 171H190V169H189ZM197 171V170H196ZM200 171V170H199ZM200 171V172H201ZM21 172V171H20ZM24 172V171H23ZM22 172V174H24ZM33 172V171H32ZM35 172V171H34ZM54 172V171H53ZM85 172V171H84ZM82 173V174H84V176H85V173ZM109 172V171H108ZM156 172V171H155ZM159 172V171H158ZM162 172H159V173H162ZM170 172V171H169ZM176 172L178 173V171L176 170ZM199 172V173H200ZM209 172H211L210 170L209 171H207V173H209ZM35 173V174H36ZM51 173V172H50ZM95 173V172H94ZM99 173V172H98ZM110 173V172H109ZM117 173V172H116ZM124 173V172H123ZM126 173H128V172H125V174ZM142 173V172H141ZM171 173H172V171H171ZM174 174H175V172H173ZM176 173V174H177ZM181 173V172H180ZM184 173V172H183ZM202 173H200V174H202ZM205 173V172H204ZM203 173V174H204ZM212 173H213V171H212ZM7 174V175H6ZM47 174V173H46ZM66 174V173H65ZM71 174V173H70ZM82 174H80L81 176H82ZM102 174V177H103V173L101 172V173H99V175H101ZM119 174V173H118ZM143 174V173H142ZM146 174V173H145ZM152 174V175H153ZM170 174V173H169ZM187 174V173H186ZM188 174H189V172H188ZM191 174H193V172L191 173ZM197 174H198V172H196V174H194V176L196 177L197 176ZM44 175V176H43ZM54 175V174H53ZM75 175V174H74ZM74 175H73V177H74ZM87 175V174H86ZM94 175V174H93ZM104 175H105V171H104ZM134 176L136 175V173L135 174H133ZM139 174H138V171H137V178L135 177V179H137V181H142L143 179H139V176H138ZM156 175H158V176H160V174H158V173H156ZM161 175H163V174H161ZM167 175H168V173H167ZM171 175V174H170ZM170 175H169V177H170ZM181 175H183V174H181ZM179 173H178V176H181ZM185 175V174H184ZM190 175V174H189ZM20 176V177H19ZM24 176H26L25 174H24ZM48 176H49V172H48ZM51 176H52V174H51ZM50 176V177H51ZM66 176V175H65ZM114 176V175H113ZM118 176V175H117ZM119 176H121L120 174H119ZM132 176V175H131ZM150 176V175H149ZM157 176V177H158ZM164 176V175H163ZM194 176H192V175H190V177H194ZM202 176V175H201ZM201 176H199V174H198V178H201ZM205 176H206V174H205ZM204 175H203V178L205 177ZM6 177V178H7ZM22 177V178H21ZM30 177H31V179H32V176L30 175ZM87 177V176H86ZM86 177H84L85 179H86ZM106 176H104V178H105ZM122 177H123V175H122ZM143 177V176H142ZM153 177H154V175H153ZM166 177V176H165ZM172 177V176H171ZM187 177H189V176H187ZM195 177H194V179H195ZM214 177H216L217 178V181L215 182L214 181V179L216 180V178H214ZM6 178L3 180V182H5V181H7L6 180ZM27 178L29 179V177H26L25 178V180H27ZM71 177H68L67 178V180H68V183H69V179H70ZM113 178V177H112ZM124 178H126V177H124ZM159 178L160 179H163V178H161V176L160 177H158V181H156L157 183H158V185H155L154 184V186H153V188H150V189H154L158 194H159V196L161 195V198H163V203H165L166 202V204H168V205H170V204H172V207H176V206H173V204L175 203V202H177V194H176V196H175V194H172V193H174V190L173 189H176L175 187L173 188H171L170 186L171 185H169L170 183H167V182H165L166 184H163L164 182H162L161 180H159ZM207 178V177H206ZM205 178V179H206ZM201 179V180H204V184H205V182H209L210 180L209 179ZM8 179V178H7ZM39 179V178H38ZM64 179V178H63ZM62 179V180H63ZM66 179V178H65ZM90 179V178H89ZM107 179H108V177H107ZM110 179V178H109ZM117 179H121L122 180V178H117ZM130 179V178H129ZM147 179V178H146ZM155 179H156V177H155ZM154 179V180H155ZM166 179H167V177H166ZM188 179H190V180H188ZM193 179V178H192ZM196 179H197V177H196ZM46 180V179H45ZM61 180V181H62ZM111 180V179H110ZM133 180H134V178H133ZM164 180H165V178H164ZM163 180V181H164ZM169 180H171V178H169ZM173 180V179H172ZM186 180V181H185ZM11 181H13V182H11ZM15 181V182H16ZM33 181V180H32ZM36 181V179L34 180V182ZM106 181V180H105ZM134 181H136V180H134ZM148 181V180H147ZM167 181H168V179H167ZM219 181V182H218ZM42 182V181H41ZM64 183H63V185L65 184V182H66V180L65 181H63ZM118 182V181H117ZM149 182V181H148ZM147 182V183H148ZM155 182V183H156ZM160 182H162V183H160ZM170 182H173V181H170ZM177 182H176V184L175 185H179V184H177ZM194 182H196V181H194ZM198 182L200 183V181L198 180ZM9 183V184H10ZM25 183H29L28 181L27 182H24V184ZM36 183V182H35ZM38 183V182H37ZM46 183H47V181H46ZM60 183V182H59ZM68 183H67V185H64V186H66L67 188L69 187L68 186ZM73 183V182H72ZM87 183H88V181H87ZM101 183V182H100ZM146 182H144V184H143V181L141 182V184H139V185H141L142 186V184L143 185H146L145 184ZM159 183H160V185H159ZM174 183L175 182H173V185H174ZM202 183V182H201ZM1 184H2V182H1ZM4 184V183H3ZM14 185H16V183H13ZM23 184V183H22ZM70 184V183H69ZM123 184V183H122ZM133 184V183H132ZM137 184V185H138ZM149 184V183H148ZM204 184L203 185H200V186H204ZM4 185H6V183L4 184ZM11 185V184H10ZM13 185V186H14ZM19 184H17V186H18ZM30 185V184H29ZM58 185H60V184H58ZM101 185V184H100ZM110 185V184H109ZM126 185V186H125ZM125 185H123V187L124 188H122L123 190L125 189L126 190V188H129L130 186H131V184H128V183H125ZM130 185V186H129ZM134 185V184H133ZM164 186L165 185V187L163 188H161V186ZM169 185V186H168ZM174 185V186H175ZM208 185V184H207ZM212 185H211V187H212ZM2 186V185H1ZM0 186V190H3L4 188H2ZM7 186H9L8 184H7ZM21 186V185H20ZM23 186V185H22ZM21 186V187H22ZM28 186V184H26V187ZM30 186H34V185H30ZM37 186V185H36ZM46 186V185H45ZM86 186V185H85ZM84 186V187H85ZM97 186V185H96ZM99 186V185H98ZM107 186V185H106ZM105 186V187H106ZM127 186H129V187H127ZM140 186V187H141ZM149 186V185H148ZM167 186V187H166ZM182 186V187H183ZM194 186V185H193ZM206 186V185H205ZM205 186L204 187H202L203 189L205 188ZM4 187V186H3ZM12 187V185L10 186V188ZM25 186H23V188H24ZM26 187H25V189H26ZM49 187H50V185H49ZM48 187V188H49ZM53 187H54V184H53ZM60 187H62V186H60ZM71 187V186H70ZM70 187H69V190H70ZM100 187V186H99ZM108 187V186H107ZM120 187V186H119ZM132 187V186H131ZM135 187V186H134ZM133 187V188H134ZM144 187V186H143ZM181 187V186H180ZM215 187V188H214ZM244 187H246V188H244ZM18 188H20V187H18ZM18 188H16V186H14L13 188H12V191L13 192H16V190L15 189H18ZM29 188V187H28ZM31 188V187H30ZM35 188V187H34ZM57 188V187H56ZM55 188V189H56ZM65 188V187H64ZM94 188V187H93ZM169 188V189H168ZM173 190H171V189ZM184 188V187H183ZM186 188H184L183 189V193H184V191L185 192H187L188 193V191H186ZM208 188V189H209ZM244 188V189H243ZM6 189H8L7 187H5V190H3V191H5V192H7L8 193V191L6 190ZM33 189V188H32ZM37 189V188H36ZM40 189V188H39ZM44 189V188H43ZM53 189V188H52ZM61 189V188H60ZM66 189V188H65ZM65 189H63V190H60V191H64ZM77 189V188H76ZM82 189H84V188H82V186H81V190L80 191H82ZM100 189H101V187H100ZM132 189V188H131ZM141 189H143V188H141ZM177 189L179 190V187L177 186ZM176 189V190H177ZM201 189V190H200ZM208 189H207V191H208ZM240 189V190H239ZM15 190V191H14ZM21 190V189H20ZM19 189H18V192L17 193H19V191H20ZM23 190V189H22ZM26 190H28V189H26ZM104 190V189H103ZM106 190V189H105ZM108 190V189H107ZM114 190V189H113ZM128 190V189H127ZM126 190V191H127ZM132 190H136V189H132ZM168 190H171L172 191V193L170 192V194H168ZM182 190V189H181ZM181 190H180V192H181ZM206 190V189H205ZM204 190V191H205ZM239 190V192H237ZM243 190V191H242ZM258 190V191H257ZM256 191L257 192H259L260 193V188L259 189H257ZM2 191V192H3ZM139 191H141V190H139ZM154 191V192H155ZM200 191H201V193H200ZM247 193H246V192ZM38 192V191H37ZM75 192V191H74ZM85 192V191H84ZM94 192H96V191H94ZM114 192V191H113ZM123 192V191H122ZM147 192V191H146ZM239 194H237V193ZM262 192V191H261ZM4 193V192H3ZM3 193H1V194H3ZM16 193V194H17ZM32 193V192H31ZM41 192H39V194H40ZM44 193V192H43ZM48 193V192H47ZM70 193V192H69ZM141 193H142V191H141ZM144 193V192H143ZM157 193H156V195H157ZM175 193H177V192H175ZM183 193H181V194H183ZM186 193V194H187ZM191 193V192H190ZM235 193V194H234ZM249 193H251V192H249ZM248 193V195H250ZM253 194H254V192H252ZM257 194L258 196L260 195H262V197H259V198H261V199H263V201H264V192H262V193H260V194ZM8 194H10V193H8ZM20 194H22V196H23V193H21L20 192ZM19 194V195H20ZM38 194V195H39ZM71 194V193H70ZM98 194V193H97ZM96 194V195H97ZM140 194V193H139ZM145 194V193H144ZM147 194H148V192H147ZM167 194L170 196L171 194V196H175V197H173V199L175 200H173L172 198L170 199V202H172V201H174V203L172 202V203H170V202H168L167 203V199H166V197H167ZM181 194L180 193H178V195H180L181 196ZM185 194V195H186ZM208 194H209V196H211L210 197V199H209V196H208ZM229 196H228V195ZM238 195V196H235V195ZM256 194V193H255ZM24 195H25V193H24ZM29 195V194H28ZM30 195H32V194H30ZM53 195H55V194H53ZM53 195H52V197H53ZM164 197H163V196ZM197 195H195L196 197H197ZM229 197H227V196ZM257 195H255L254 196V198H256L257 197ZM3 196L5 197L6 195L5 194H3ZM12 196V195H11ZM41 196V195H40ZM73 196V195H72ZM83 197H84V195H82ZM82 196H81V198H82ZM109 196V195H108ZM142 196V195H141ZM168 196V197H169ZM204 196L207 198L208 197V199L206 200V198H204ZM225 196H226V198H225ZM243 196V197H244ZM6 197H8V199L11 201V197H10V195L8 196H6ZM70 197V196H69ZM109 197H111V195L109 196ZM127 197V196H126ZM125 197V198H126ZM132 197V196H131ZM147 197V196H146ZM186 198L188 197V196H185ZM16 198V197H15ZM14 198V199H15ZM21 198V197H20ZM55 198V197H54ZM62 198H64V197H62ZM62 198H59L60 199V201L61 200H63ZM93 198V197H92ZM179 198V197H178ZM183 198H184V196H183ZM190 198H191V195H190ZM193 198H195V197H193ZM193 198L192 199H190V203H191V200H193ZM251 198H253V195L251 196ZM8 199L7 198H5V201L7 200L8 201ZM12 199H13V197H12ZM25 199V198H24ZM26 199H27V196H26ZM35 199V198H34ZM47 199H48V196H47ZM76 199H78V197L76 198ZM76 199H74V200H76ZM79 199H80V196H79ZM91 199V198H90ZM101 199V198H100ZM109 199V198H108ZM169 199V198H168ZM189 199V198H188ZM222 199H224V201H222ZM231 199V200H232ZM242 199H244V198H242ZM241 199V200H242ZM248 199L250 200H247V202L249 201V202H251V199L248 197ZM16 200V199H15ZM33 200V199H32ZM49 200L50 199H48V200H46V201H48V203L46 204L47 205V207L45 206V208L43 207L44 205H41L40 203H42V202H45V201H43V199L41 198V200H39V201H37V204H40V209H38V210H41L39 213L44 217V218H46L47 220H44L43 222H45V224H47L46 222H49L50 223V225H48V226H54V224H56V225H62V226H64L65 224V218L64 217H66L67 218V215H61L60 217H58L57 215V217L58 218H56V217H54V215H55V211H56V208H59L58 207V201H56L55 202V200L53 199L51 202H49ZM57 200V199H56ZM89 200V199H88ZM92 200V199H91ZM94 200V199H93ZM135 200V199H134ZM164 200H166L165 202H164ZM172 200V201H171ZM180 200H182L181 198L178 200V202H177V204H181L180 202H182L183 203V201H180ZM184 200H185V198H184ZM194 200H196V199H194ZM245 200V199H244ZM254 200V204L256 205L257 203H258V201L257 200H255V199H253ZM6 201V203H8ZM13 201V200H12ZM18 201V200H17ZM17 201H15V202H17ZM80 201V200H79ZM100 200H98V202H99ZM180 201V202H179ZM25 202V201H24ZM28 202V201H27ZM34 202V201H33ZM58 202V203H57ZM64 204L66 203V205L68 206V208L71 206L70 205V203H69V201H66V202H64V200L62 201ZM61 202V203H62ZM70 202H72V200H70ZM75 202V201H74ZM73 202V203H74ZM78 202V201H77ZM119 202V201H118ZM158 202V201H157ZM186 202L188 203L189 201H184V203L186 204ZM196 202V201H195ZM195 202H194V204H195ZM240 202V201H239ZM244 202V201H243ZM256 202V203H255ZM261 202V201H260ZM259 202V203H260ZM13 203V202H12ZM12 203H8V204H10L11 206H13L12 205ZM36 203V202H35ZM150 203H151V201H150ZM183 203V204H184ZM193 203V202H192ZM198 203V202H197ZM258 203V205H260ZM69 204V205H68ZM120 204V203H119ZM156 204V203H155ZM176 204V205H177ZM221 204V205H220ZM240 204H242V201H241V203ZM248 204V206H246V209H247V207H249L250 205H249V203H247ZM246 203H245V205H247ZM9 205V206H10ZM31 206H29V205H26L27 207L29 206V207H31V209H32V206L34 207V204H30ZM61 205V204H60ZM73 205V204H72ZM75 205V204H74ZM73 205V206H74ZM84 205H85V203H84ZM83 205V206H84ZM146 205V204H145ZM158 205V204H157ZM168 205H165V204H160L159 206L161 207V206H167V207H171V205L170 206H168ZM189 205V204H188ZM191 205V204H190ZM196 205V204H195ZM205 205V206H204ZM231 205V204H230ZM255 205H253L252 204V208H250L249 207V209H247V210H245V212L247 211V212H249L248 210H251L250 211V213L252 214V211L254 212L256 209H258L259 207H261L262 208V206H263V203H262V206L260 205V206H256L255 207ZM4 206V205H3ZM20 206V205H19ZM18 206V207H19ZM26 206L24 205L23 206V208H22V206L20 207V214L21 215H18V216H21L19 219L17 218L16 219V217H17V214H19V213H15V212H13V213H15L16 214V217H15V219L16 220H18V222L17 221H15L18 225V233H19V231H20V229L21 230H23L24 228V224L26 223L25 221H26V219L27 218H29V217H31L30 219H33L34 217L32 216L33 215V213L34 212H31V211H33V210H29L28 208H26ZM62 206V205H61ZM60 206V207H61ZM67 206H66V210H67ZM130 206V205H129ZM220 206V207H219ZM244 206V205H243ZM254 206V207H253ZM5 207V206H4ZM18 207H17V209H18ZM24 207L27 209H24ZM44 208V209H42V208ZM64 207V206H63ZM81 207V206H80ZM79 207V208H80ZM85 207V206H84ZM159 207V209H161ZM166 207V210H168V208ZM181 207V206H180ZM233 207V206H232ZM235 207V206H234ZM238 207H241V205L240 206H238ZM13 208H14V206H13ZM12 207L10 208V209H13ZM22 208V209H21ZM82 208V207H81ZM80 208V210H82ZM151 208V207H150ZM185 207H184V205H183V209H184ZM229 208H231V207H229ZM253 208H255V210H253ZM1 209V208H0ZM6 209H8V207L6 208ZM10 209H8L9 211L8 212H10L11 210ZM78 209V208H77ZM126 209H127V207H126ZM164 209V208H163ZM162 209V210H163ZM171 209V212L169 211ZM173 208H169V212L171 213V214H173V210H172ZM178 209V208H177ZM180 209V208H179ZM179 209L178 210H176V208H175V211H177V212H175V213H178V211H179ZM182 208H181V210H182V214H180L181 212H179L178 214H177V218H176V216H174V215H176V214H173L172 215V217L171 218H169V216L170 215H168L167 214V216H160V213L158 212V211H156V212H158L157 214L160 216V220H162L163 218H164V220H162L161 221V223L164 225H162V228L164 227H167L170 223L169 222H171L170 220L172 219H177L178 221H176L175 219V222L176 223H174L173 221V223H171V225L172 224H174L175 226H177L176 228H173V227H171L170 226V228H169V226H168V230H165L166 232L164 233V234H166L168 231H170L169 229H171V228H173V229H171L172 230V232H169L168 234H170V236H168V234H166L165 235V237H163L164 238V240H159V241H163L164 243L163 244H165V245H167L168 247L167 248H169L170 246V249L171 250H177L176 252H175V255L177 254H180V255H184V254H186L187 252H188V249H187V245H188V241L187 242H185L186 240H190V239H188L189 237L187 236L188 234L186 233V227L183 229V227L185 226V224H187V223H185V221H186V219L184 220V210H183ZM187 209H189L188 208V206L186 205V210ZM213 211H211V210ZM214 209H216V210H214ZM235 209V208H234ZM239 209V208H238ZM241 209V208H240ZM244 209H245V207H244ZM264 209V208H263ZM22 210V211H21ZM29 210V211H28ZM36 210V209H35ZM97 210V209H96ZM103 211H104V209H102ZM153 210V209H152ZM180 210V211H181ZM210 210V211H209ZM243 210V209H242ZM18 211V210H17ZM58 211V210H57ZM65 211V210H64ZM86 211V210H85ZM231 211V210H230ZM257 211V210H256ZM258 211H260V209L258 210ZM262 211V210H261ZM84 212V211H83ZM105 212V211H104ZM147 212H149V211H147ZM168 212V213H169ZM184 212V213H183ZM189 212V211H188ZM198 212V211H197ZM246 212V213H247ZM1 213H5V212H1ZM7 213V212H6ZM78 213V212H77ZM94 213V212H93ZM107 213V212H106ZM105 213V214H106ZM109 213V212H108ZM124 213V212H123ZM152 213H154V212H152ZM167 213V212H166ZM214 213V215H215V217L214 216H212L211 214H213ZM238 213V212H237ZM239 213H240V210H239ZM244 213V212H243ZM243 213H241V214H243ZM259 213V212H258ZM261 213V212H260ZM263 213V212H262ZM9 214V213H8ZM36 214V213H35ZM39 214V215H40ZM69 214V213H68ZM71 214V213H70ZM134 214V213H133ZM165 214V213H164ZM180 214V215H179ZM250 214V215H251ZM254 216H256L257 214L254 212ZM264 214V213H263ZM2 215V214H1ZM99 215V214H98ZM138 215H140L139 214V212H138ZM150 215V214H149ZM154 215V214H153ZM213 217V219L211 218V216ZM236 215V214H235ZM234 215V216H235ZM15 216V215H14ZM38 216V215H37ZM37 216L35 217V218H37ZM39 217V218H37V219H39L40 221H42V219L41 218H43V217ZM64 216V217H63ZM94 216H97V212H96V215H94ZM93 216V219H95V217ZM134 216V215H133ZM238 216H239V214H238ZM245 216H247V214L245 215ZM263 216V215H262ZM9 217V216H8ZM33 217V218H32ZM69 217V216H68ZM97 217H100V216H97ZM152 217V216H151ZM161 217H162V219H161ZM252 217V216H251ZM251 217H249V219H252ZM258 217V216H257ZM260 221L262 220L261 219V214H260ZM264 217V216H263ZM1 219L3 218V217H0ZM12 218V217H11ZM34 218V220H36ZM69 218H71V217H69ZM89 218V217H88ZM134 218H136V215H135V217ZM147 218V217H146ZM154 218V217H153ZM153 218H152V220H153ZM234 218V217H233ZM14 219V220H15ZM74 219V218H73ZM72 218H71V220H73ZM104 219V218H103ZM102 219V217H100V220L99 219H97L98 221H101V220H103ZM122 219V218H121ZM157 219V218H156ZM158 219V220H159ZM212 219V220H211ZM229 219V218H228ZM234 219H236V218H234ZM241 219V218H240ZM256 219V218H255ZM255 219H253V221L255 220ZM5 220V219H4ZM68 221H69V219H67ZM112 220V219H111ZM123 220H125V219H123ZM190 220V221H191ZM194 220H196V221H194ZM202 222H201V221ZM257 220H258V218H257ZM3 221V220H2ZM7 221V220H6ZM37 221V224H38V226L41 224L40 222L38 223V220H36ZM35 221V222H36ZM95 220H92V222H94ZM107 221V220H106ZM113 221H115V220H113ZM117 221V220H116ZM184 221V222H183ZM189 221V222H190ZM200 221V222H199ZM244 221H246V219L244 220ZM256 221V220H255ZM263 221H264V219H263ZM5 222V221H4ZM96 222V221H95ZM123 222V221H122ZM136 222V221H135ZM199 222V223H198ZM217 222V221H216ZM229 222V221H228ZM231 222H232V219H231ZM231 222H229V223H231ZM242 222H243V220H242ZM252 222V221H251ZM259 222V221H258ZM257 222V223H258ZM30 223V222H29ZM32 223H34V222H32ZM48 223V224H49ZM52 223V224H51ZM58 223V224H57ZM97 223V222H96ZM99 223V222H98ZM103 223V222H102ZM109 223V222H108ZM112 223V222H111ZM132 223H134V221L132 222ZM137 223V222H136ZM144 223H145V221H144ZM159 223V222H158ZM157 223V224H158ZM190 223V224H191ZM237 223V222H236ZM246 223H247V221H246ZM246 223H245V225H246ZM253 223V222H252ZM10 224H11V222H10ZM15 225V223H12L11 225ZM27 224V223H26ZM71 224V223H70ZM70 224H68V228H71V225ZM94 224V223H93ZM115 224H116V222H115ZM150 224V223H149ZM149 224H148V226H149ZM177 224V225H176ZM183 224H184V226H183ZM201 224V226H199ZM215 224V223H214ZM248 224V223H247ZM10 225V226H11ZM32 225V224H31ZM42 225V224H41ZM87 225V224H86ZM104 225H105V223H104ZM107 225V224H106ZM105 225V226H106ZM113 225V224H112ZM118 225V224H117ZM131 225H134V224H131ZM159 225V224H158ZM212 225V224H211ZM234 225V224H233ZM232 225V226H233ZM243 226H244V224H242ZM252 226V224H250V221H249V224H248V226L246 225V227H250V226ZM259 225V224H258ZM258 225L256 226V228L255 229H253L254 230V232H255V235H256V237L258 238V240H257V238L256 239H254L253 237V239L254 240H256L255 241V243L257 242V241H261L262 239H264L263 237H264V225H260L259 227H258ZM17 226H16V228H14V229H17ZM26 226V225H25ZM47 226V227H48ZM94 226V225H93ZM100 226V225H99ZM108 226V225H107ZM114 226V225H113ZM135 226V225H134ZM173 226V225H172ZM242 226V227H243ZM255 226V225H254ZM35 227V226H34ZM91 227H92V224H89L88 226H87V228H85L86 229V237L88 236V233H89V235L92 233V234H94V231L95 230H93V229H91ZM98 227V226H97ZM155 227V226H154ZM197 227V226H196ZM12 228V227H11ZM95 228H96V226H95ZM100 228V227H99ZM102 228H103V225H102ZM115 228V227H114ZM149 228V227H148ZM156 228H158V226H156ZM203 228V229H202ZM227 228H228V225H227ZM236 228H237V226H236ZM240 228V227H239ZM37 229V228H36ZM49 229L50 228H48V230H47V232H50L49 231ZM54 229H56V228H54ZM53 229V230H54ZM59 229H61V227H59ZM72 229V228H71ZM89 229V230H88ZM91 229V230H90ZM110 229H112V228H110ZM110 229H108V231L110 230ZM117 229V228H116ZM166 229V228H165ZM202 229V230H201ZM229 229H230V227H229ZM238 229V228H237ZM236 229V230H237ZM246 229V228H245ZM34 230V229H33ZM72 230H74V229H72ZM105 230H106V228H105ZM176 230V231H175ZM213 230V229H212ZM218 230V229H217ZM224 230L225 229H223V232H224ZM248 230V229H247ZM246 230V231H247ZM252 230V231H253ZM5 231V230H4ZM3 231V232H4ZM13 231V230H12ZM15 231V230H14ZM90 231H92L91 233H90ZM102 231H104V230H101V232ZM118 231V230H117ZM148 231V230H147ZM155 231V233H156V231H157V229H155L154 230ZM162 231H163V229H162ZM173 231H175V232H173ZM183 231L186 233H184L185 234V239H182L183 240V244L180 242V239H181V237H182V235H183ZM203 231V232H202ZM214 231V230H213ZM222 231V230H221ZM226 231V233H227V229L225 230ZM238 231H239V229H238ZM243 231H245V230H241V233L243 232ZM245 231V232H246ZM249 231H250V229H249ZM61 232V231H60ZM60 232H58V234L60 233ZM83 233L85 232V230L84 231H82ZM95 232H99V236H100V231H99V229H98V231H95ZM153 232V231H152ZM164 232V231H163ZM188 233H189V231H187ZM191 232V234H194L195 235V233H193V230H191L190 231ZM212 232V231H211ZM216 232V231H215ZM23 233V232H22ZM107 233H111V232H107ZM112 233H113V231H112ZM154 233V234H155ZM159 233H161V232H159ZM171 233H172V235H171ZM202 233H204V234H202ZM217 233V232H216ZM244 233V232H243ZM242 233V234H243ZM247 233H250V232H246V235L250 238L251 236H253V235H251V234H247ZM2 234H5V233H2ZM16 234V233H15ZM56 235H57V233H55ZM74 234V233H73ZM161 234H163V233H161ZM175 234H178V236H177V239L175 240V237H174V235ZM214 234V232H212V235ZM236 234L237 235H239L238 234V232H236ZM6 235V234H5ZM13 235H14V233H13ZM17 235V234H16ZM49 235V234H48ZM97 235V234H96ZM208 235V236H207ZM220 235H222V233H220V234H218V238H215V237H213V238H215V239H219V236ZM235 235V234H234ZM251 235V236H250ZM60 237H61V235H59ZM74 236V235H73ZM104 235H102L101 237H103ZM222 236H224V237H226L225 236V234L224 235H222ZM240 236V235H239ZM2 237V236H1ZM4 238H5V236H3ZM70 237V236H69ZM75 237V236H74ZM91 237V236H90ZM94 237V236H93ZM100 237V238H101ZM167 237V238H166ZM169 237H171V239L170 240H168L169 239ZM184 237V236H183ZM195 237V236H194ZM210 237H211V239H210ZM248 237H245V240L246 241H249V240H247V239H249ZM58 238V240L60 239L59 237H57ZM85 238V237H84ZM83 238V239H84ZM135 238H136V236H135ZM162 238V239H163ZM178 238H180V239H178ZM236 238V237H235ZM86 239V238H85ZM90 239H92V237L90 238ZM103 239H105V238H103ZM208 239L210 240V241H208ZM243 239V238H242ZM253 239H251V240H253ZM89 239H87V241H88ZM173 240V243L174 244H172L171 243V241ZM194 240V239H193ZM220 240H224V241H221V244H223V242H225V238H221V239H219V241ZM244 239H243V241H245ZM253 240V241H254ZM54 241V240H53ZM70 241V240H69ZM85 241V240H84ZM97 241V240H96ZM102 241V240H101ZM137 241V240H136ZM167 241V242H166ZM180 242L181 244H182V246L180 247V244L178 243V242ZM191 241V240H190ZM195 241V240H194ZM238 241V240H237ZM242 241V240H241ZM240 241V242H241ZM57 242V241H56ZM98 242V241H97ZM99 242H100V240H99ZM99 242L97 243V244H99ZM103 242H105V241H103ZM192 242L193 241H191V244H192ZM250 243H251V241H249ZM248 242V243H249ZM263 242H264V240H263ZM101 243V242H100ZM137 243V242H136ZM168 243V244H167ZM175 243H177V244H179V245H177V244H175ZM185 243V244H184ZM190 243V242H189ZM194 243V242H193ZM237 243V242H236ZM70 244H71V242H70ZM83 244V243H82ZM92 244V243H91ZM90 244V245H91ZM94 244V243H93ZM92 244V245H93ZM97 244H95V246L97 245ZM172 244V245H171ZM187 244V245H186ZM190 244V245H191ZM218 244V243H217ZM219 244H220V242H219ZM239 244V243H238ZM257 244H258V242H257ZM260 245V247L262 246L261 245V243H259ZM263 244V243H262ZM92 245L90 246V247H92ZM165 245L163 246V248L165 247ZM170 245V246H169ZM243 245H244V243H243ZM252 245H254V242H253V244ZM256 245V244H255ZM57 246H59V244L57 243L56 245H55V247H57ZM71 246V245H70ZM173 246H176L177 247V249L175 248V247H173ZM178 246H179V248H178ZM184 246V247H183ZM189 246V245H188ZM201 246H198L197 245V248H199L198 249V251L197 250H195V249H193L194 250V254H192L193 252L192 251H190L189 250V254H192V256L193 257H199L200 256V254H201V257H203L202 255V253L201 252H203V250H204V248H203V250H200V248H202ZM218 246V245H217ZM247 246V245H246ZM259 246H258V248H259ZM263 246H264V244H263ZM162 246H160V248H161ZM190 247V246H189ZM216 247V246H215ZM248 247H250V246H247L246 247V249H245V247H243V252H244V249L246 250V252L247 251H249V250H247V248ZM61 248V247H60ZM60 248L59 249H57V250H60ZM185 248V249H184ZM191 248H192V246H191ZM196 248V249H197ZM217 249H219L220 248V245L218 246V247H216ZM253 247H251V249H252ZM55 249V248H54ZM75 249V248H74ZM165 250H167L166 249V247L164 248ZM180 249H182L183 251L182 252H180L181 250ZM241 249H242V247H241ZM250 249V248H249ZM66 250V249H65ZM70 250V249H69ZM162 250V249H161ZM171 250H170V252H171ZM179 250V251H178ZM201 252H200V251ZM206 250V249H205ZM204 250V251H205ZM213 250H215V249H212V253H213ZM261 250H264V248L263 249H260V251ZM187 251V252H186ZM195 251L197 252V254L199 255H197L196 253H195ZM242 251V250H241ZM258 251V250H257ZM259 251V253H262V252H260ZM62 252V251H61ZM60 252V253H61ZM67 252H68V250H67ZM165 252V251H164ZM198 252H200V253H198ZM206 252H207V250H206ZM204 253V254H207V253ZM244 252V255L245 254H249L251 251H249V252ZM59 253V254H60ZM149 253H151V252H149ZM172 253V252H171ZM184 253V254H183ZM188 253H187V255H188ZM50 254H52V252L50 253ZM63 254V253H62ZM61 254V255H62ZM78 254V253H77ZM209 254V253H208ZM32 255V254H31ZM49 255V254H48ZM53 255V254H52ZM58 255V254H57ZM61 255H59L60 257H61ZM151 255V254H150ZM176 255V256H177ZM239 255V254H238ZM250 255V254H249ZM257 255V254H256ZM172 256H173V254H172ZM175 256V257H176ZM211 256H213L212 254H210V257ZM240 256H241V254H240ZM247 258H248V255H245ZM252 256V255H251ZM250 256V257H251ZM259 256V255H258ZM262 256V255H261ZM7 257V256H6ZM10 257V256H9ZM54 257V256H53ZM60 257H58V258H60ZM63 257V256H62ZM163 257H165V256H163ZM174 257V256H173ZM180 259H181V261L183 260V258L184 257H187L186 255L185 256H178ZM177 257V259L176 260H178V262H180V260H179V258ZM189 258L190 259V261H191V263H194L195 264V259H196V261L198 262V260H199V258H198V260H197V258ZM242 257V256H241ZM249 257V258H250ZM263 257H264V255H263ZM12 258V257H11ZM44 258V257H43ZM212 258V257H211ZM2 259V258H1ZM47 259H48V257H47ZM61 259V258H60ZM150 259V258H149ZM193 259V260H192ZM207 259H208V257H206V259H205V261L203 260L202 262L203 263H200V261L198 262V263H200V264H205L204 262H206L207 261ZM250 259H252V258H250ZM249 259V260H250ZM254 259V258H253ZM252 259V260H253ZM175 260V259H174ZM175 260V261H176ZM185 260H186V258H185ZM209 260H213V258L212 259H210L209 258ZM251 260V261H252ZM17 261V260H16ZM45 261V260H44ZM47 261V260H46ZM52 261V260H51ZM60 261V260H59ZM152 261V260H151ZM150 261V262H151ZM189 260H187V262H188ZM190 261H189V263L188 264H190ZM193 261V262H192ZM214 261V260H213ZM53 262V261H52ZM149 262V261H148ZM155 262V261H154ZM165 262H167V261H165ZM171 262H173V261H171ZM183 262L184 261H182V262H180V264H183ZM209 261H207L206 262V264L208 263ZM249 262V264H250V261H248ZM258 262H260V261H258ZM58 263V262H57ZM197 263V264H198ZM213 262H211V264H212ZM14 264H16V263H14ZM47 264V263H46ZM51 264V263H50ZM53 264H56V263H53ZM60 264H63V263H60ZM152 264V263H151ZM173 264V263H172ZM185 264V263H184ZM214 264V263H213ZM259 264H263V263H259Z\"/></svg>",
	"mask_w": 264,
	"mask_h": 264
}]
</instances>
